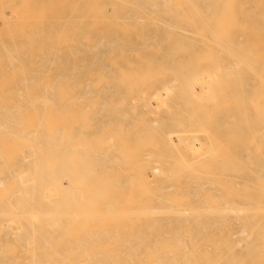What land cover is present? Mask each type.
<instances>
[{"label":"rangeland","instance_id":"374dc122","mask_svg":"<svg viewBox=\"0 0 264 264\" xmlns=\"http://www.w3.org/2000/svg\"><path fill=\"white\" fill-rule=\"evenodd\" d=\"M25 1V0H24ZM51 2H52V4H53V6H52V4L50 3V5H49V1L48 0H29V2L28 3H26L25 4V8H27L28 10L27 11H29V8L28 7H30V11H29V13L27 14V15H29V16H27V18H29L30 17V15L31 14H33L34 15V13H35V15L33 16V15H31V17L33 18V19H35V18H38V17H35V16H37V12H39L40 11V3L42 2V9L44 10H42V19L40 20L41 21V23H40V21H39V18L38 19H35V21H33L32 19H31V17H30V20L28 21L27 19L25 20L26 22H24L23 20L22 21H20L19 20V17L17 18L18 19V22H16L17 20L16 19H12V18H15V16H17V14L16 13H20V10L21 11H25V12H27L25 9H23V8H19V6H18V8H16V6H17V4L19 5V3H21V2H23V0L22 1H20V0H18V1H16V0H11V2H10V8L11 9H7V8H5L4 10H3V13H4V15H0V16H3L2 18L4 19V21H3V19H0V29H2V32H6V27H7V25L6 24H8L9 26L7 27V29L8 28H10V26L13 24L12 23V20L16 23V26L18 27V26H22V27H20V28H22L21 29V31L20 30H17V27H15V32H14V34H13V39H11L10 37H7V38H5L6 36H4L3 38H5V39H3V41L5 42V44L4 45H6V44H11V43H13V41L12 40H14L15 42H17V44L19 43L20 44V42H21V45H22V42H23V44H25V46L24 47H22V46H20L23 50H25L26 51V49H27V51L25 52V54L23 53L22 54V59H23V63H21V64H23L24 66H30V65H35L36 64V61H37V58H35L36 56H35V52L36 51H41V50H48L49 52H54L55 50H57L58 48L59 49H62V50H64V53L66 52V51H70L71 52V55H69L68 56V58L66 59L67 61H62V62H58V63H53V62H50V67H57V66H60V64H61V67L62 66H66V67H71L74 63L77 65V66H79L80 67V71H79V75H81L83 78L84 77H87V78H89V79H87L86 80V84H87V88H90V89H92L93 90V92L92 93H89V94H85L82 98H83V100L81 101V102H85L84 104H86L87 106H83V104L80 102V100H79V98H77L78 97V95L76 94V92H75V90H77V89H79V88H82L83 86V84H84V82H82V80H77V81H74V80H68V82L70 83V85H69V83L68 84H63V83H61V82H64V81H60V82H57L56 81V83H61V84H57V85H55L54 87H55V89L57 90H55L56 92H58L59 90H63L64 89V91H62V92H67V94H69V98L71 99V100H69V102L68 103H71V104H74L73 102H75L76 103V101H78L77 103H76V105L74 104L73 106H71V104H69L70 106L69 107H67L68 106V103L66 104L67 106L65 107V106H63V108H62V110H60V108H56L57 106L55 105V107H54V109L52 110V115H53V117L55 118H57V116H58V114H59V116L61 115H64V113L67 115H64L63 117H61L60 116V118L61 119H63L64 118V121L66 120L65 119V116H66V118L68 119V120H66V122L65 123H67V124H65V123H63V124H61V125H63V126H65V129L67 128V126L70 128V126H72L73 128H75V127H77L78 129H76L77 131H75V134H74V130H73V128H71V129H69L68 131H66L67 133H66V135L68 134V137L69 138H67V140H69L70 139V137L72 136V138L71 139H74V140H71V142L70 141H68V142H70V144L69 145H72V147H74L73 146V143L74 144H76V150H77V148L78 147H82L81 145L83 144H81L80 146L78 145V144H80L78 141H80L79 139H80V137H78L79 135H83V137H82V139L84 138V137H86V135H87V137L84 139L85 140V142H87V144H90L89 143V140H91V142L93 143V141H95V140H97L98 138L100 139H98L99 141H101V142H103V143H97V146L98 147H100L99 145L100 144H102L101 145V147L99 148L100 150L104 147L105 148V153L107 152L106 151V149L108 150V145L110 144V146L109 147H111L109 150L111 151L112 149L114 150V147H116V145L119 143V145H121V143L120 142H122L123 141V143H122V145L123 146H125V147H123V149L124 150H122V151H124V152H121V149H120V151L119 150H116V151H114V152H119V155H120V152H121V154L123 153L124 155V157H122L121 155V157H122V159L124 160H122L121 159V161H123V162H129L128 163V165H127V163H123V164H125L124 166L125 167H127V169L125 168V170L123 171L122 169V165L119 163L120 162V160H118V162L116 161V158L115 157H113V159L115 158V162L114 163H118L119 165H120V170L118 169V167H117V164H114L113 162H110L109 160V158L108 157H106V158H108L107 160L108 161H106V162H110V166L112 165V164H114L112 167H110L111 169V174L112 173H114V174H110L109 175V170H107V175H109V178L106 176V174H105V171L103 170V169H105V165H108L109 166V163L108 164H106V163H104L105 165H104V168H102V169H99L100 171L99 172H101V173H99L98 172V170L96 169V166H95V170H96V172H98V173H96L95 171L93 172V165L92 166H90L89 164V162L88 161H90L91 162V160H87V162L89 163L88 164V166H85V165H87V164H85V160H83L84 162H82V167L84 168V169H88V171L91 173H93V174H91L89 177H91L92 179L94 178V180L95 179H97V180H99V182L101 181V183H103V184H105L106 183V180L107 181H109V182H113L112 184L114 185V182H115V184L116 185H114V186H112V184L110 183V185H108V186H106L105 185V187H108V189H104V186H103V184H101V183H99L98 181V183L97 182H91V178H89V177H87L88 175V173H84L85 175H87L86 177L84 176V174L83 175H81L82 174V169L80 168V166H79V164L81 163V155H77V154H80L79 152H80V150H82L83 149V151L84 150H86V149H84V148H87V149H91V148H95L94 147V145L91 147V148H89V147H87V146H85V145H83V148H78V149H80V150H77V152H75V153H77L76 154V156H77V158H79V160L76 158V156H74V153H73V151L72 150H70V146H69V150L71 151V153L73 154H70V151H69V154H70V157L72 158H70L69 157V159L67 158V160L65 159V161L66 162H63L65 165H63V163H61L60 165L62 166L63 165V167L62 168H60V170L59 171H61V172H58L59 174H57L58 175V177H59V180H60V182L62 183L61 185H68V183L70 184V182L68 181V179H71L70 177H73L74 179H75V177L73 176V173L75 172V175H77V177L79 176L80 177V175H81V179H82V183L80 182L81 181V179L80 178H78V180H77V178H76V180L78 181H76V180H72V182L74 183H72L71 182V186H74V188H76V184H77V190L78 189H82L83 187H84V184L86 185H88V183H89V186H87L86 185V187H88V189H91L92 190V188H93V190H92V192L93 191H96V192H94V193H96L97 194V191L99 192V194H100V192H102L100 195L99 194H97V196H98V198H96L95 197V195L96 194H94V195H92L93 197H91V193L88 191V193H87V190L85 189L86 187H84L83 189L84 190H82V194L84 195V197L83 198H81V201L83 202V200H84V198L86 199L87 197V199L89 200V198L91 199V198H93V199H91V201L89 200V202H88V200H86L89 204H92V208L93 209H95V210H97V212H99L100 213V211L101 212H104L105 213V211H106V209H105V211L103 210H98V209H103V207H105L106 205H108V204H105V205H102L101 203V200L105 197V199L107 198L108 200L110 199L111 200V202L112 203H114L115 201H116V206H118L119 208L120 207H123V208H120V209H131L130 211H132V212H134V213H131V216H129V214H127L126 215V213H124V215H126V216H129V217H132V222H133V217L134 216H136V215H140L141 213H143V211L144 210H146V211H144L145 213L146 212H148L147 210H154L153 212L151 211V213H150V211L148 212V213H143V214H145V215H147V214H149L150 213V215L151 214H157L155 217H154V215H153V217H151V216H146V217H143V216H145V215H143V214H141V215H143V216H139V219H137V221H136V219H135V217H134V222L132 223V225H131V228L132 229H130V223L128 224V220L129 219H126L127 217H124V215H123V218H122V215H121V212L119 213V216H121V218H116V219H118L119 220V222H117L116 224H117V226H116V224L114 223V221L116 222L117 220L116 219H114V221L112 220V218H111V220H106L105 221V219H101L102 220V223L98 220L97 221V214H96V218H93L94 220H92V216H94L95 217V215H92V214H90V215H92L91 217L89 216V217H85V219H86V221L87 222H85L84 220H83V222H85V228H83V230H82V228H81V230H80V227H81V225L80 226H76V223H78V222H76V221H78L79 220V222H80V219H76L75 220V223H73V224H71V226H70V228H67L68 230L69 229H76L77 230V233L75 232L74 233V231L75 230H72V233H68V231H67V233H66V230H64L65 231V233H66V235H64V232H63V235H64V237H65V239H64V237L63 236H61L62 238H63V240L65 241H67V243L68 242H70L71 241V239H76V241H77V235H81V236H79V238H81L82 237V234L84 233V229H85V231H87V229L88 228H90V230L89 231H91L92 229H93V231L95 230V235L97 234L96 233V231L97 232H99V230L100 231H102L100 234L102 235H105L104 234V231H106L107 230V228H112V231L111 230H107V236L108 237H106V235H105V238H104V236H103V239H101V236L100 235H96V237L97 236H99V238L97 237V239L99 240H97V239H95L94 237H95V235H94V237H92V235H91V239H95V241H97V242H92V246H91V243L88 245V243H89V240H88V235H89V233H88V235L86 236V234H87V232H89V231H87L86 232V234H85V236H83L82 237V240H83V238L84 237H86L87 238V240H85L84 239V241L87 243V244H85V242H83L84 243V245H82V247H81V245H80V243L82 244V240H81V242L79 241V243H76L74 240H72L71 241V244L73 243L74 244V246H73V250H75V251H78V252H83V248L85 247H87L86 249L87 250H85V248H84V252H88V251H91V252H105V250L107 251V252H109V251H112V252H118L117 250H119V249H116V246H117V248L119 247L118 246V244L121 246V248H123V249H121L120 248V250H119V252L122 250L123 252H131V254H133V253H135V255L133 254V255H130L131 256V258L133 257V256H136V257H133V258H144L141 254H144V250H148V251H151V252H153V250H155L156 248H155V246L158 248V247H165V245H164V242L165 243H167L168 241H169V239H168V236H167V234H168V227L172 224V225H176L177 223L175 222L174 223V220H173V218H175L176 216H175V214H178L177 212L179 211H175V209L173 210V211H175V212H172V209L174 208H172L171 209V206L170 205H172V206H174V204L175 203H178L179 205L178 206H181V207H179V209H182L181 211H182V213H183V205L185 206L186 205V207L188 206V205H190L191 204V206L193 207H184V209H188L187 211H191V210H189L190 208H192L194 211L197 209H200V211H202L203 210V212L201 213V215L202 216H200L199 214L200 213H198V215H199V219H200V217H202L201 219H203V220H205L206 218V220H211V219H216V220H218V223H217V225H222V223H221V221H220V219L218 218V216L220 215V217H223V218H227V216H229L228 214H226V215H221V211H218V210H220V209H222V210H224L223 209V207L222 206H224V205H222V204H225V206L228 204L229 205V203L231 204V203H235L236 202V204H237V202L238 203H240V204H242V206H240V208H241V210L243 209V208H246V206H244V202H246L247 201V199H251V200H253V201H259V200H262L261 198L262 197H264V192H263V190H262V192L260 191V190H258L257 191V188L255 189V187H253V189L251 188L252 186L251 185H253L254 186V183L253 184H250V186L251 187H249V188H251L252 190H254V191H252L251 189H247V187L245 188V184L243 185V183L244 182H247V181H244L243 183H242V181L244 180V178L245 177H243V176H246V168L245 167H243V170L241 171V175L239 176V174H236V173H233V170H232V177H231V181L229 180V179H227V181H226V178H227V176L229 177V175L231 176V174H230V170L231 169H233V168H235L234 166H236L237 167V165L238 164H234L233 165V163L234 162H236L237 161V163H238V161L240 162V160H235V158L234 159H230V157H231V155H235V153H236V157L238 156L239 157V155L242 153V154H244V152H246L247 150L249 151V154H250V157L252 158H250L252 161H250V162H252L251 164H253L254 165V163H257V165H260V168H262L263 167V169H264V166H262L261 167V165H262V163H263V159H264V145L261 143L260 144V146L258 145V144H256V143H254V142H257V139L255 138L256 137V135H253V134H255V133H253L252 134V132H255V130L256 129H254V127H253V129L251 128L250 129V127L252 126V123L251 124H249L251 121L252 122H254V121H256V120H259V119H261V118H264V114L262 115V113H264V104H263V101H264V68L263 69H260V68H262L264 65V56L262 55V57H261V53L263 52H259L260 53V57H258V58H256V60L257 61H255V59L254 58H251V57H249L250 55H252V53H251V51H249L248 52V46L247 47H245L247 50V54L249 53V55L246 57V53L244 54V53H242L243 51H245V50H243V51H241V49H243L244 48V44H245V42H247L248 43V45H251V43L253 42L254 43V41H255V43L259 40L260 41V39H261V41L263 40V42H261V45L259 44H257V47L255 48L256 50H257V52H258V50L260 49H262V50H264V0H262V1H260V0H256V1H258V3H261L262 5H253V7H251V6H248V7H246L245 5H242L243 4V1H241V4L240 3H238V2H240V1H236V3H237V5H234V4H232V9L233 10H231L230 9V11L231 12H233L234 14V17H235V20H236V23H238V22H241V24H242V22L245 24L246 22H249V24H250V27H249V24L247 23V24H245V25H247L248 27H249V29L250 30H248V28H247V26H246V28H245V26L243 25V27H244V29L243 28H241L242 26H240V25H238V24H235L234 25V27L232 26L233 24H234V22L233 23H231L230 21H229V19L230 18H232V16L233 15H231V17L229 18L228 17V20H227V17H224L225 16V14H227L228 12H229V8L231 7L230 5H227V7H229L228 9H226L227 7L225 6V7H223V5H222V7H223V9L222 8H220L221 7V5H218V6H216V5H198L197 7L196 6H192L191 5V9L193 8L194 9V7H195V9L196 8H198V10L199 9H201L200 11H202L203 10V12L204 11H206V10H208L207 9V7L208 8H210L211 10H208L206 13L204 12L203 14H201V12L200 11H198V10H196V11H198V13H197V15H195L196 13H194V15H192L191 13L192 12H194V10L192 11V12H189L187 9H189V8H187L189 5L188 4H186V2L184 1H180V0H171V1H167V2H165L164 3V5H163V3H161V2H158L157 1V3L159 4V6L161 5V7H159V8H163L162 6H164V8L163 9H160V11L162 10V12L160 13V11H159V14L158 13H156L155 15L156 16H159V17H154V15L151 13V15L149 14V16H146L145 18H144V20H143V18H141V19H139V20H137V22H135V21H129V20H123L122 21V18L120 19V16H119V11H117L118 9L120 10V8L121 9H125V8H127V7H124V8H122L121 6L120 7H118V6H116V7H113L112 8V4L111 3H106V5L107 6H105L104 7V9H105V14H106V16H107V18H111V20L113 21V20H115V22H118V25L117 26H120L122 23H125V22H127V23H125L124 25H129L130 27H131V25H133L131 28L130 27H127V30L125 29V30H120V28L121 27H124V26H120V28H118V27H115V23H113V24H109V22H110V20L108 21V19L106 18V19H97V21L95 20V21H89V20H87V17H86V14L84 15V12L86 13V11H87V8H86V6H85V0H83V1H81V0H78V2H76L75 3V6L72 8V6L74 5V4H72V5H70V4H68L65 0L63 1L62 0V2L61 3H57V5H59V6H57L56 5V3H54V1L53 0H50ZM175 1H178V2H176L175 3ZM255 0H252V2L254 3V2H256ZM260 1V2H259ZM14 2V3H13ZM168 2H170V3H168ZM179 2H180V4H181V2H183L184 3V5L183 4H181V5H183V7H182V9L180 10V6H179ZM197 2V1H196ZM217 2H220V1H217ZM222 2V1H221ZM247 2H249V3H251V1H247ZM24 3V2H23ZM23 3H22V6H24L23 5ZM166 3H168V4H166ZM62 4V5H61ZM111 4V5H110ZM158 4H157V6H158ZM170 4V5H169ZM177 6H179V7H177ZM185 4H186V6H185ZM229 4V3H228ZM238 4H240V5H238ZM49 5V6H48ZM56 5V6H55ZM171 5H174V6H171ZM188 5V6H187ZM27 6V7H26ZM66 6V7H65ZM166 6V7H165ZM171 6V7H170ZM185 6V7H184ZM210 6V7H209ZM212 6H216V8H213ZM239 7V9L241 10V11H239L238 10V7ZM259 8H258V7ZM35 7V8H34ZM47 7V8H46ZM107 7V8H106ZM118 7V8H117ZM176 7H177V9H176ZM219 7V8H218ZM245 7H246V11H247V8H250V11L252 10V13H255V14H251V12H248L249 11V9H248V11H247V13L245 12ZM254 7H256L255 9H254ZM14 8V9H13ZM55 8H57V9H55ZM115 8H117V9H115ZM129 8V7H128ZM205 8V9H204ZM215 9L216 11H219L220 9H222V10H220V11H223V10H225L226 9V11L225 12H227V13H223L224 15L223 16H221L220 17V19H218V18H216V22H215V20H214V18L215 17H217L218 15L217 14H219V13H221V12H218L217 14H214V15H216V16H214L213 14L211 15V13L212 12H209V11H214V12H216L215 10H213V9ZM218 8V9H217ZM243 8H244V11H243ZM18 9H19V12H17L18 11ZM32 9V10H31ZM39 9V10H38ZM47 11H46V10ZM49 9V10H48ZM72 9V10H71ZM108 9V10H107ZM166 11H165V10ZM167 9H168V11H167ZM263 9V10H262ZM60 10V11H59ZM69 10V11H68ZM80 10V11H79ZM110 10H114V11H116V12H114V13H116V14H113L114 16H119L118 18H114L113 19V15H112V13L113 12H111ZM163 10L165 11V13L163 12ZM170 10V11H169ZM185 11V13L188 15V16H186L185 15V13H184V11ZM235 10V11H234ZM33 11H35V12H33ZM49 11V12H48ZM79 11V12H78ZM107 11V12H106ZM239 11V12H238ZM25 12L23 13V14H25ZM33 12V13H32ZM60 12H61V14H60ZM83 13V14H81V15H79L80 13ZM110 12H111V14H110ZM168 12H170V13H168ZM244 12H245V14H244ZM2 13V14H3ZM44 13V14H43ZM70 13V14H69ZM153 13H155V12H153ZM181 13H182V17H181ZM239 15H238V14ZM241 13V14H240ZM258 13H260V14H258ZM6 14V15H5ZM23 14L21 15V14H18V16L19 15H21V17L23 16ZM48 14H50V16L48 15ZM175 14V15H174ZM179 14V15H178ZM210 14V15H209ZM237 14V15H236ZM244 14V16H241V15H243ZM250 14V16L252 17L253 15V19L250 17V16H248ZM263 16H262V15ZM53 15V16H52ZM63 15V16H62ZM112 17H111V16ZM177 15V16H176ZM190 15L192 16V17H190ZM228 15V14H227ZM230 15V14H229ZM228 15V16H229ZM258 15V16H257ZM261 15V16H260ZM8 16V17H7ZM51 16L54 18L55 16V20L53 19V18H51ZM67 16V17H66ZM79 16H80V18H79ZM83 16L85 17V18H83ZM170 16H172L171 18H170ZM204 16V17H203ZM257 16V17H256ZM8 18V19H6V24L4 25V24H2V23H5V18ZM35 17V18H34ZM58 17V18H57ZM63 19H62V18ZM72 17H74L73 19H72ZM75 17H76V19H75ZM263 17V18H262ZM1 18V17H0ZM9 18H11V19H9ZM23 19H25L26 18V15H24L23 17H22ZM46 18H47V20H46ZM60 18V19H59ZM67 18V19H66ZM82 18V19H81ZM161 18H163L162 20H160ZM167 18H169L168 20H167ZM175 18V19H174ZM51 19H52V21H51ZM56 19H59V21H56ZM62 19V20H61ZM64 19H65V22H64V24H63V21H64ZM81 19V20H80ZM117 19V20H116ZM148 19V20H147ZM151 19H155V20H153V22L151 23V21L150 20ZM184 19H185V21H184ZM189 19L191 20V22L189 21ZM210 19V20H209ZM217 19H218V23H217ZM246 19H247V21H246ZM250 19V20H249ZM263 19V22L261 21ZM16 20V21H15ZM67 20V21H66ZM100 20H102V24H100L101 23V21ZM105 20H106V22H105ZM119 20V21H118ZM147 20V21H146ZM165 20H166V22L168 23V22H170V21H173V24L172 25H174V27L172 28V30H171V28L170 27H167V25H169V24H171V23H165ZM243 20H245V22L243 21ZM3 21V22H2ZM37 21H39V22H37ZM50 21H51V26L49 25V23H50ZM70 21V22H69ZM76 21V22H75ZM80 21V22H79ZM108 21V22H107ZM140 21V23L138 24V22ZM157 21H158V23H157ZM162 21H163V23H165V24H167L166 26H164V25H162L161 23H162ZM201 21H203V22H201ZM206 22V24H205V22ZM209 21V22H208ZM222 23H221V22ZM226 21V22H225ZM228 21H229V23H228ZM238 21V22H237ZM253 21H255V23L253 24ZM2 22V23H1ZM9 22V23H8ZM24 23V24H22V23ZM28 22L31 24H29V25H26V24H28ZM78 22H79V24H78ZM105 22V23H104ZM120 22H122L121 24H120ZM161 22V23H160ZM201 22V23H200ZM214 22L216 23V24H214ZM221 24H220V23ZM37 23V24H36ZM41 24V26H40V24ZM59 23V24H58ZM60 23L61 24H63V25H60ZM92 23V24H91ZM95 23V25H93ZM155 23H157V24H155ZM180 23H182V24H184V26L181 24L180 25ZM227 23V25H225ZM39 24V25H38ZM108 24V25H107ZM117 24V23H116ZM188 24V25H187ZM195 25V27L193 26V25ZM214 24V26L216 27H218V30H220V32L222 33V34H225V32H226V28H227V30H228V32H227V35L228 34H230V35H228V36H231V35H233V36H231L232 38H234L233 40L234 41H236V39L238 38L237 36H239V35H241V36H239V38H241L240 40H239V38L237 39V41H236V43L233 41V40H230V38H229V42H231V43H234V44H238V42H239V44L238 45H240V43L241 42H243V43H241V46H243L241 49H240V51L239 50H237V53H236V50L234 51L233 49H234V47H237V46H234V45H232L231 44V46L230 45H226V43H229L228 42V39L226 40H224L223 38H224V36L223 35H221V33H219V31L217 30V28H216V32H213V31H215V29H214V26H212V25ZM223 24V25H222ZM230 24H232V25H230ZM251 24L253 25V28H256V29H258L256 32H259L258 34L255 32V31H253V32H255V34L253 35V33H252V30H253V28L251 29ZM256 24V25H255ZM260 24V25H259ZM25 25V26H24ZM72 25V26H71ZM76 25H78V26H76ZM89 25V26H88ZM110 25V26H109ZM136 25V26H135ZM141 25V26H140ZM160 25V26H159ZM172 25H171V27H172ZM177 27H176V26ZM201 25V26H200ZM203 25H205V26H203ZM207 25H208V27H207ZM221 25V26H220ZM228 25H230V27H232L230 30L228 29L229 28V26ZM236 25H238V26H236ZM258 25V26H257ZM2 26V27H1ZM27 26H31V38H24L26 35L24 34V31H26V30H28V28H25V27H27ZM34 26H36V27H34ZM71 26V27H70ZM91 26V27H90ZM145 26V27H144ZM156 26H157V28H156ZM187 27L188 29H187V31L189 30V31H191V32H194V33H196V35L195 34H190V33H186L187 31L185 30V28L184 27ZM227 26V27H226ZM257 26V27H256ZM262 26V27H261ZM40 27V28H39ZM69 27V28H68ZM74 27H75V29H74ZM77 27V28H76ZM79 27V28H78ZM88 27L91 29V31H88ZM108 27V28H107ZM160 27V28H159ZM169 28V32H168V29L167 28ZM179 27H180V29H179ZM184 28V29H182L183 31H186V32H182L181 31V28ZM201 27H203L202 29H201ZM221 27H223V28H221ZM37 28V30L35 31V29ZM49 28V29H48ZM107 28V30H114V29H117L118 31H120V32H123V34L125 35V36H127V35H129L130 37V39L129 40H127L126 42H128V41H130V40H133V41H130V42H128V43H126V42H124L125 40H126V38L124 39V41H123V47H121L120 49V51L118 50L119 48H117V49H115V48H112V49H110V50H106L107 51V55L105 56H103V58L106 60V64H103V65H99L98 63H95L94 65H92L91 67H85L87 64V62L85 63L84 62V59L83 58H85L86 60H87V57H88V55H89V52H87V51H84V49H83V51H82V45L81 44H78V40H81L82 38L83 39H85L84 41L86 42V41H89V42H93V41H95L96 40V38L94 37V36H92V38H91V36H88L89 34H92L93 35V33L95 34H99L100 33V31H101V33H102V31L104 30V29H106ZM165 28V29H164ZM175 28V29H174ZM178 28V29H177ZM211 28V29H210ZM262 28V30H260V29ZM58 29H61L62 30V33L64 34L65 32V35H60L61 34V31L58 33ZM72 30L73 31V34H72V32L71 31H68L69 33H67V30ZM96 29V30H95ZM99 29V30H98ZM102 29V30H101ZM122 29V28H121ZM194 29L195 30H199V32H198V30H197V32L196 31H194ZM222 29V30H221ZM246 29V30H245ZM40 30H42L43 32H41ZM47 30V31H46ZM75 30V31H74ZM92 30H95V31H93L92 32ZM149 30V31H148ZM210 30H212V31H210ZM224 30H225V32H224ZM242 30L244 31V32H242ZM20 31V32H19ZM151 31H154L153 33L151 32ZM188 31V32H189ZM210 31V32H209ZM39 32H41V33H39ZM48 32V33H47ZM55 32H57V34H59L58 36L56 35V33ZM76 32V33H75ZM90 32V33H89ZM139 33V35L138 36H134V33ZM153 34V35H155V37L151 34V33ZM167 33V35L169 36H167L166 35V37L167 38H165V34L164 33ZM172 32V33H171ZM234 32V33H233ZM236 32H238V34L236 33ZM240 32V33H239ZM263 32V33H262ZM20 33V34H19ZM35 33H38L37 35L38 36H35L34 35V37H33V34H35ZM51 33V34H50ZM86 33H87V38L85 37V35H86ZM128 33V34H127ZM156 33V34H155ZM171 33V35H169ZM177 33H179V34H177ZM198 33V34H197ZM243 33V34H242ZM54 34H55V37H54ZM185 34V35H184ZM220 34V35H219ZM246 35L245 37H242L243 35ZM16 35V36H15ZM18 35L21 37V38H19L18 37ZM22 35V36H21ZM40 35L41 36H46L45 38H43V37H40ZM48 35H49V37L51 38V40L48 38ZM51 35V36H50ZM74 35H76V36H78V39H76V41H74L73 40V36ZM132 35V36H131ZM142 35V36H141ZM182 35V36H181ZM194 35H195V37H194ZM201 35H202V37H201ZM253 35V36H252ZM257 35V36H256ZM56 36L58 37L57 38V43H56ZM61 36H62V39H60L61 38ZM65 36V37H64ZM66 36H67V38H66ZM162 36H164V37H162ZM217 36V37H216ZM221 36V37H220ZM18 37V38H17ZM70 37L72 38V39H70ZM128 37V36H127ZM189 37V38H188ZM205 37V38H204ZM227 37V36H226ZM258 37H259V39H258ZM260 37H262V38H260ZM48 38V39H47ZM63 38H65L66 39V41L63 39ZM162 38H165V39H162ZM179 38V39H178ZM216 38H218V39H216ZM252 38V39H251ZM29 39H31V40H29ZM40 39H41V41L42 42H40ZM46 39V40H45ZM59 39L60 40H64L65 42H66V44H65V42L63 41V44H61V43H59V42H61V41H59ZM82 39V40H83ZM162 39V40H161ZM209 39V40H208ZM216 39V40H215ZM256 39V40H255ZM258 39V40H257ZM34 40H35V42H34ZM67 40H70V41H67ZM71 40H73L72 42H71ZM147 40V41H146ZM159 40H161L162 41V43L160 44V42H159ZM164 40V41H163ZM192 40V41H191ZM242 40H244V41H242ZM149 41V42H148ZM221 41V42H220ZM222 41H223V43H222ZM225 41H227L226 43H225ZM251 41V42H250ZM259 41H258V43H259ZM28 42H30V43H28ZM34 42V43H33ZM50 42H51V44H50ZM53 42V43H52ZM75 42V43H74ZM158 42H159V44H158ZM173 42V43H172ZM217 42V43H216ZM220 42V43H219ZM39 43H41V45H42V47H41V45L39 44ZM45 43V44H44ZM68 43V44H67ZM145 43V47L146 48H148V49H145V51L143 52L142 50H141V48H143L144 47V45L142 46V44H144ZM150 43V44H149ZM213 43V44H212ZM225 43V44H224ZM253 43H252V45H253ZM263 43V44H262ZM26 44H28V45H26ZM37 44V45H36ZM60 44V45H59ZM78 44V45H77ZM133 44V45H132ZM140 44V45H139ZM230 44V43H229ZM138 45V46H137ZM148 45H150L151 46V48H149L148 47ZM155 45H158L157 47L155 46ZM180 45V46H179ZM210 45V46H209ZM222 45L223 46H226V47H223V48H219V47H222ZM66 46H68V48H66ZM71 46H73V47H71ZM140 46V47H139ZM230 46V47H229ZM254 46H256V45H254ZM254 46H253V49H251V50H253L252 52H253V56H254V54L256 53L255 52V49H254ZM261 46H263V48L260 47ZM2 47V46H1ZM19 47V48H20ZM28 47H30V48H28ZM41 47V48H40ZM50 47H52V48H54V50L53 49H51ZM65 47V48H64ZM159 47H161V48H159ZM210 47V48H209ZM232 47V48H231ZM240 46H238L237 48H239ZM259 47V48H258ZM20 48V49H21ZM50 48V49H49ZM153 48V49H152ZM169 50H167V49ZM179 48L181 49V50H179ZM210 49V51H209V49ZM211 48H213V50L211 49ZM217 48V49H216ZM227 48H229V49H227ZM244 48V49H245ZM249 48H252V46L251 47H249ZM21 49V50H22ZM41 49V50H40ZM113 49H115V50H113ZM126 49V50H125ZM136 49L138 50V52L136 51ZM144 49V48H143ZM154 49H155V51H154ZM159 49V50H158ZM174 49V50H173ZM208 49V50H207ZM32 50V51H31ZM78 52H77V51ZM122 50H124V51H122ZM132 50H135L136 52H137V54H135V53H133V52H130V51H132ZM158 50V52H156ZM217 50V51H216ZM222 52H220V51ZM226 50H227V52H226ZM259 50V51H260ZM29 51H31V52H29ZM76 51V52H75ZM81 51V52H80ZM101 51H102V49H101ZM128 51V52H127ZM203 51V52H202ZM207 51H209L208 53H207ZM234 52L233 54V58H235V59H232L235 63H236V60H239V61H241V62H239V65H237V66H240V67H238L237 68V66L236 67H233V65H231V63L233 62L232 60H231V58H232V52ZM83 52V53H82ZM85 52V53H84ZM111 54H110V53ZM122 53V55H121V53ZM143 52V53H142ZM229 52V53H228ZM255 52V53H254ZM76 53V54H75ZM129 53H130V55H129ZM211 53V54H210ZM215 53H216V55H215ZM227 53V54H226ZM231 53V54H230ZM30 55V57H29V55ZM135 54V55H134ZM140 54V55H139ZM143 54V55H142ZM229 54H230V57H229ZM238 54V55H237ZM244 54V55H243ZM257 54V53H256ZM264 54V53H263ZM136 55L138 56L137 58H136ZM188 55V56H187ZM34 57V59H33V57ZM110 56V57H109ZM141 56L143 57V59H141ZM183 56H184V58H183ZM187 56V57H186ZM212 56H214L216 59H214V57H212ZM239 57V58H237V57ZM111 58L112 60L110 61L109 60V58ZM112 57H114V58H112ZM121 57L123 58V59H127V62L129 61L130 63L132 62V65L130 66L128 63H126V60H122L121 59ZM125 57V58H124ZM139 57H140V59H139ZM180 57V58H179ZM245 57H246V59H245ZM256 57H257V55H256ZM135 58V60H133ZM210 58V59H209ZM212 58V59H211ZM251 58V59H250ZM138 59V60H137ZM174 59V60H173ZM179 59V60H178ZM260 59V60H259ZM263 59V60H262ZM110 61L109 63L111 64V67L114 69H112V74L114 73V75H113V77L114 78H118V77H120L122 74H120L121 72V70H119V69H121V66H122V68H123V70H124V68L126 69L125 71H127L128 69L131 71V68H133V70H134V72L135 71H137V72H139V70H140V72L139 73H137V72H135L137 75H138V78H140L141 77V79L140 80H138V79H135V78H132V80L133 79H135V80H137V81H135V82H137V83H135V85H134V87H130L131 88V90H133V91H129L128 89V86H127V83H126V81H128V84H130L129 82H131L132 80H130V75H128V77L129 78H126L127 77V72L129 73L130 71H127L126 72V74H125V79H128V80H125L124 79V77H120L119 78V80H118V82H117V80L115 81V80H111V78L113 79V77H112V74H110V72H109V70H107V67L106 66H108L107 65V61ZM120 60L121 61H123V62H120ZM173 60V61H172ZM197 62H196V61ZM212 60V61H211ZM246 60H249V61H247V62H249V64L246 62ZM261 61V63L259 62V61ZM82 61V62H81ZM112 61H114V62H112ZM149 61V62H148ZM171 61V62H170ZM178 61V62H177ZM195 61V62H194ZM243 61H244V63H243ZM31 64H30V63ZM67 62V63H66ZM80 62V63H79ZM170 62V63H169ZM185 62V63H184ZM211 62H213V63H211ZM215 62L217 63V64H215ZM222 62V63H221ZM231 62V63H230ZM238 62V61H237ZM245 62H246V65H245ZM30 65H29V64ZM113 63H114V65H113ZM133 63H136L135 64V66H134V64ZM139 63V64H138ZM226 63H228L227 65L229 66V69H227V65H226ZM241 63V64H240ZM263 63V64H262ZM17 64V63H16ZM117 64V65H116ZM127 64V65H126ZM137 64H138V66H137ZM185 64V65H184ZM188 64V65H187ZM198 64V65H197ZM233 64V63H232ZM104 65H105V67H104ZM126 65V66H125ZM148 65V66H147ZM158 65V66H157ZM197 65V66H196ZM226 65V66H225ZM236 65V64H235ZM234 65V66H235ZM250 65V66H249ZM261 65H263V66H261ZM99 66V67H98ZM146 66H147V69H148V71H147V69L145 70V68H146ZM185 68H184V67ZM230 66H231V68H237L236 70H238V73H240L239 75L238 74H236L237 73V71H236V73H234V69H231L230 68ZM248 66L249 67H252V69L250 70H248ZM255 66V67H254ZM101 67V68H100ZM119 67V68H118ZM139 67H140V69H139ZM195 67V68H194ZM219 67V69H217ZM259 67V68H258ZM105 68V69H104ZM118 68V69H117ZM164 68V69H163ZM187 68V69H186ZM101 69H102V71H101ZM118 70V73H116L117 72V70ZM175 71H174V70ZM203 69V70H202ZM221 69V70H220ZM255 69V70H254ZM260 69V70H259ZM97 70V72H95ZM142 70H143V72H142ZM153 70V71H152ZM187 70V71H186ZM189 70V71H188ZM193 70V71H192ZM232 70H234L233 72H232ZM108 71V72H107ZM124 71V72H125ZM183 71H185V72H183ZM218 71H219V73H218ZM253 71H255V73L253 72ZM133 74H134V72L133 71H131ZM150 72V73H149ZM189 72V73H188ZM197 72V73H196ZM203 72V73H202ZM221 72V73H220ZM224 74H223V73ZM234 75V77H233V75L231 74V73ZM251 72V73H250ZM254 73V75H253V73ZM96 73V74H95ZM99 73H101V75H103V78L100 76V74ZM107 73V74H106ZM131 73V74H132ZM147 73V74H146ZM198 73H199V75H198ZM205 73V74H204ZM209 73V74H208ZM225 73L226 74H231L230 76L231 77H233V79H236V81L234 80V82L236 83H232V82H230L229 80L231 79V77H230V79H224V78H226V76L227 75H225ZM258 73V74H257ZM124 74V73H123ZM132 74V75H133ZM144 74V77H147L146 78V80L144 81L143 80V75ZM200 74H202V75H200ZM211 74V75H210ZM222 74H223V78H221L222 77ZM221 75V77H218V76H220ZM256 75V76H255ZM259 75V76H258ZM99 76V77H98ZM124 76V75H123ZM134 76H136L135 74H134ZM198 76V77H197ZM214 76H215V78H214ZM225 76V77H224ZM105 77H106V79H105ZM172 77H174V78H172ZM185 77V78H184ZM193 77H194V79H193ZM209 77H210V80H209ZM236 77V78H235ZM239 77V80L237 79ZM254 79H253V78ZM97 78H101V79H97ZM169 78V79H168ZM199 78V79H198ZM201 78V79H200ZM213 80H212V79ZM219 78V79H218ZM221 78V79H220ZM229 78V77H228ZM120 79H122L123 80V82H119V81H122V80H120ZM145 79V78H144ZM172 79H174L173 80V82H172V85H171V87H172V90L169 92V90H168V92L169 93H167L166 94V96L164 95L165 94V91H164V93H163V97L161 98L160 96H158V94H156V93H154V90L156 89V90H160L161 89V87H159V88H157V86H160V84H162V83H160V82H165L166 80L168 81V80H172ZM185 79V80H184ZM202 79H203V81H202ZM216 79H217V82H216ZM223 79H224V81H223ZM100 80V81H99ZM103 80V81H102ZM106 81V83H108V82H110V83H108V87H107V85H105V81ZM130 80V81H129ZM162 80V81H161ZM191 80V81H190ZM198 83V84H196L195 83V81ZM199 80V81H198ZM204 80H206V81H204ZM218 80H222L221 82L220 81H218ZM226 80H227V82H226ZM252 80V81H251ZM96 81V82H95ZM138 81H141L140 83L138 82ZM166 81V82H167ZM193 81H194V83H193ZM213 81V82H212ZM239 81H240V83H239ZM256 81V82H255ZM263 81V82H262ZM7 82V81H6ZM78 82H79V85H78ZM91 82H92V84H91ZM97 82H99V84L97 83ZM115 82H117V83H115ZM203 83V85L201 84V83ZM207 82V83H206ZM209 82V83H208ZM217 84H219V86H217L216 88H215V86H216V83ZM219 82V83H218ZM231 84H230V83ZM77 83V84H76ZM96 83V84H95ZM121 83V84H120ZM123 83H125V85L123 84ZM139 83V86L137 85V87H135L136 86V84H138ZM186 83V85L188 86V84H189V86L187 87L186 85H184ZM212 83V84H211ZM243 83V84H242ZM71 84H73V85H71ZM131 84H133V81L131 82ZM130 84V85H131ZM210 84V85H209ZM233 84H235L236 85V87H234V85ZM239 84V85H238ZM60 86L59 88L57 87V86ZM62 85V86H61ZM92 85V86H91ZM124 85V86H123ZM230 85V86H229ZM233 85V87H231ZM89 86V87H88ZM116 86H118V87H116ZM211 86V87H210ZM230 88H229V87ZM124 87V88H123ZM187 87V88H186ZM213 87V88H212ZM220 89H219V88ZM68 88V89H67ZM72 88V91L71 90H69V89H71ZM136 88V89H135ZM218 88V89H217ZM223 88V89H222ZM232 88H234V91L232 90ZM236 88V89H235ZM95 89V90H94ZM105 89H112V92H114V93H109L110 94V96H109V94H108V96H106V95H104L103 93H105L106 91H105ZM139 89V90H138ZM188 89V90H187ZM204 89V90H203ZM123 90H124V93H123ZM138 90V91H137ZM162 90V89H161ZM190 90V91H189ZM213 90V91H212ZM216 90V91H215ZM218 90L220 91V92H218ZM231 92H230V91ZM70 93H69V92ZM100 91V92H99ZM137 93H136V92ZM144 91H145V93H144ZM239 93V95H238V93ZM140 92V93H139ZM144 94H143V93ZM162 92H163V90H162ZM191 92V93H190ZM209 92V93H208ZM213 92V93H212ZM229 92L230 93H232L231 95L229 94ZM236 92V94H237V96H235L234 95V93ZM243 92V93H242ZM250 92V93H249ZM253 92V93H252ZM259 92H260V94H259ZM123 93V94H122ZM188 93H190V95L188 94ZM193 93V94H192ZM215 93V94H214ZM262 93V94H261ZM103 94V95H102ZM113 94V95H112ZM131 94V95H130ZM137 94V95H136ZM143 95V98H145L144 100L142 99V95ZM154 94V95H153ZM188 94V95H187ZM193 95V97H192V95ZM211 94H213L214 95V97H213V95H211ZM220 96H219V95ZM222 94H224V95H222ZM95 95L97 96V98H95V100L94 99H92V100H90V97L92 96H94L95 97ZM112 95V96H111ZM124 95V96H123ZM137 96V98H136V96ZM195 95V96H194ZM257 95V96H256ZM88 96V97H87ZM123 96V97H122ZM148 96V97H147ZM186 96V97H185ZM191 96V97H190ZM238 96H240V97H238ZM77 98V100H76V98ZM80 97V96H79ZM93 97V98H94ZM100 97V98H99ZM104 97H105V99H106V102H103V104H102V99L101 98H103L104 99ZM107 97H108V100H107ZM111 97V98H110ZM121 97V98H120ZM149 97H151V98H149ZM190 97V98H189ZM238 97V98H237ZM242 97V98H241ZM252 99H251V98ZM262 99H260V98ZM75 98V99H74ZM89 98V99H88ZM131 98H134V99H137L138 100V102H137V100H134V99H131ZM141 98V99H140ZM149 98V99H148ZM194 98V99H193ZM234 98H237V99H234ZM259 98V99H258ZM84 99H86V100H84ZM87 99H88V101H87ZM97 99V100H96ZM104 99V100H105ZM111 99V100H110ZM140 99V100H139ZM186 99V100H185ZM189 99V100H188ZM193 99V101L191 102V100ZM242 99V100H241ZM250 99V100H249ZM90 100V101H89ZM93 100H94V102H93ZM119 100L121 101L122 100V102H119ZM132 100V101H131ZM146 100H150V104H152V105H150L149 103H147V101ZM243 101V102H241V101ZM254 100H255V102H254ZM112 101V103H110ZM258 101V102H257ZM137 102V103H136ZM185 102V103H184ZM186 102H188V103H186ZM233 102V103H232ZM56 104H57V102H55ZM90 103L92 104V106L90 107ZM93 103L95 104V105H93ZM100 103H101V105H104V109L101 107V105H100ZM116 105H115V104ZM138 103H139V105L141 106H139L138 107ZM261 103V104H260ZM106 104V105H105ZM118 104H120V105H118ZM125 104V105H124ZM135 104V105H134ZM198 104V105H197ZM256 104V105H255ZM80 105V106H79ZM144 105H146V106H144ZM177 105V106H176ZM243 105H244V107H243ZM263 105V106H262ZM78 106H79V108H78ZM112 106H114L115 108H117V109H115L113 112H112ZM117 106V107H116ZM133 106V108H134V111H133V108H132V110L130 111V108ZM144 106V107H143ZM179 106V107H178ZM89 107H90V110H89ZM102 109H101V108ZM107 107V108H106ZM121 107V108H120ZM154 107H156V108H154ZM67 109V110H69L68 112H66V111H64L63 109ZM84 108H87V109H84ZM99 108L101 109V110H99ZM118 108H119V110H118ZM258 108V109H257ZM263 108V109H262ZM59 109V110H58ZM74 109H75V112L74 113H77V114H74L73 113V111H74ZM106 109V110H105ZM141 109H142V112H141ZM254 109V110H253ZM257 109V110H256ZM261 109V110H260ZM56 110H58L57 112H56ZM70 110H71V113H70ZM83 110V111H82ZM87 110H88V113H86L87 112ZM246 110V111H245ZM28 111L30 112V109L28 108V109H26L25 110V112H27L28 113ZM62 111H64V113L62 114V113H60V112H62ZM86 111V112H85ZM90 111V112H89ZM98 111H99V113H98ZM109 111L112 113H110L109 114ZM124 111L126 112L125 114L126 115H124ZM132 111H133V114H132ZM259 111H261L262 113H260ZM57 114H56V113ZM78 112H82L81 114H79ZM97 112V114H95ZM106 112V113H105ZM119 113V114H117V113ZM140 114H139V113ZM260 114H258V113ZM67 113H69V115L67 114ZM86 113V114H85ZM92 113H94L95 114V116H93L92 115ZM116 113V114H115ZM247 113V114H246ZM55 114L57 115V116H55ZM82 114H84V115H82ZM88 114V115H87ZM123 115V116H125L124 118L123 117H121V115ZM128 114V115H127ZM138 114V116H140L141 115V117H138V116H136ZM227 114H229V117H227L228 115ZM80 116L81 115V117H80V120L78 119V117L77 116ZM91 115H92V117H94V118H92L91 117ZM103 115H105V117H102ZM246 115V119L244 118V116ZM259 116V118H258V116ZM59 116H58V118H57V120L59 119ZM72 117L71 119H72V121H75L74 122V124H72L73 122L70 120V118L69 117ZM84 116V117H83ZM115 118L116 120H114V119H112V120H114V123H110V124H108L109 122H110V120H111V118ZM113 116V117H112ZM135 116H136V119H138V120H136L135 119ZM187 116H188V118H187ZM256 116V117H255ZM53 117H52V121H53ZM86 117H88V120H92V122L91 121H88L87 119H85ZM102 117V118H101ZM110 119H109V118ZM127 117V118H126ZM134 118V120H133V123H132V121H129L130 120V118ZM138 117V118H137ZM227 117V118H226ZM248 117V118H247ZM56 118L54 119V121L53 122H56L57 124H58V122L57 121H55L56 120ZM98 118H101L102 120H101V122H99V123H97L96 121H100V119L98 120ZM107 120H106V119ZM142 118V119H141ZM230 118V119H229ZM254 118V119H253ZM255 118H256V120H255ZM75 119V120H74ZM97 119V120H96ZM245 119V120H244ZM85 120H87V121H85ZM105 120H106V122H108L107 124H105ZM112 120H111V122H112ZM119 120V123H118V125L121 123V128H122V130L120 129V126H118L119 127V129H120V132H118L117 131V129H116V127H115V124H117L116 123V121H118ZM123 120V121H122ZM141 120H143L142 122H141ZM145 120H146V122H145ZM152 120H154L153 121V123H152ZM63 121V122H64ZM69 121V122H68ZM77 121V122H76ZM79 121H81V123L79 122ZM83 121H85V125H83ZM122 121V122H121ZM151 121V122H150ZM247 121V122H246ZM72 122V123H71ZM79 122V123H78ZM104 124H103V123ZM130 122L132 123V124H130ZM140 123V124H138V123ZM147 122H149V124L147 123ZM159 122V123H158ZM55 123V124H56ZM70 124V126H69V124ZM89 124V127H90V129H91V135H89L88 136V134L90 133V129L89 128H86L87 127V125ZM96 123H97V125H96ZM103 124V125H101V127L102 126H105L106 128H104V129H106V130H103V127H102V130H100V131H98V129L97 128H99L98 127V124ZM141 123L142 124H144L145 126H143V125H141ZM150 123H152L154 126H153V130L155 129V131L157 132V134H155L154 132H153V130H151L150 131V128L152 129V127H150L149 128V126L148 125H151ZM163 123V124H162ZM227 123V124H226ZM247 123V124H246ZM54 124V127H55V129L57 128V124L55 125ZM65 124V125H64ZM78 126H77V125ZM92 124V125H91ZM112 124V125H111ZM124 124H129V125H127L126 126V128L124 127ZM135 124H137V126L136 127H133V126H135ZM181 124V125H180ZM75 125V126H74ZM82 125H83V129H81V127H82ZM109 127H108V126ZM114 125V126H113ZM123 125V126H122ZM251 125V126H250ZM92 126V127H91ZM157 126V127H156ZM159 126V127H158ZM93 127H96V130H95V128L94 129H92ZM130 127V128H129ZM80 128V129H79ZM124 128H125V130H124ZM134 128V129H133ZM158 128H160L161 129V131L158 129ZM190 128V129H189ZM101 129V128H100ZM111 129V130H110ZM118 129V130H119ZM145 129H147V130H149V132L147 133V131H145ZM86 130V131H85ZM96 131L94 134H92V132H94V131ZM108 130H109V132H108ZM113 130V131H112ZM128 130V131H127ZM131 130V131H130ZM143 130V131H142ZM249 130V131H248ZM252 130V131H251ZM69 131H71V132H73V134H71V132H69ZM84 131V132H83ZM100 132V133H98V132ZM102 131V132H101ZM124 131V132H123ZM134 131H136V133H135V135H134ZM139 131L141 132V134H138L139 133ZM81 132V133H80ZM110 132H112V133H110ZM127 132H129V133H127ZM138 132V133H137ZM145 132H146V135H143V134H145ZM153 132V133H152ZM171 132V133H170ZM173 132V133H172ZM175 132V133H174ZM181 132V133H180ZM251 132V133H250ZM70 133V134H69ZM79 133V135H77V134ZM97 133V136L95 135ZM102 133V134H101ZM123 133H125V135L123 134ZM127 133V134H126ZM163 133H165V134H167V133H170L172 136V138L171 139H169V138H167ZM251 135H250V134ZM118 134H119V137H118ZM151 134V135H150ZM175 134H177V135H179L178 137H180V138H178L177 136H175ZM76 137H78V141H76V142H78V143H76L75 142V136ZM85 135V136H84ZM101 135H103V136H101ZM136 135H138V138L140 137V136H143V138L142 137H140L141 138V140H145L144 138L146 137V139L149 141L147 144L149 145V146H147V144L144 142V141H141L140 139V143L141 142H144L143 144H140L137 140H135L136 138H137V136ZM151 136V138H153V139H150L149 140V137H147V136ZM163 137H162V136ZM105 136H106V139H105ZM113 136H116L115 138L116 139H114L113 140ZM153 136V137H152ZM156 136H158V137H156ZM160 136V137H159ZM251 136V137H250ZM255 136V137H254ZM259 135H257V137H258ZM89 137V138H88ZM107 137H109V139H107ZM110 137H111V139H110ZM123 137V138H122ZM252 137L254 138V140L252 139ZM91 138V139H90ZM119 138H121V139H123L122 141L119 139ZM163 138H165V139H163ZM192 138V139H191ZM89 139V140H88ZM92 139H94L93 141H92ZM105 141H104V140ZM132 139L134 140V141H132ZM155 139V140H154ZM172 140L173 142H175V145H174V143L171 145L173 148H176L177 149V151L178 152H176L171 146H168V145H170L169 144V142L167 143L166 142V140ZM77 140V139H76ZM97 140V141H98ZM110 140V141H109ZM146 140V141H147ZM151 140H153V142H151ZM164 140V141H163ZM72 141H74L73 143H72ZM114 141V142H113ZM127 141V142H126ZM130 141H132L133 142V144H132V142H130ZM135 141H137L136 143H138V144H134V142ZM158 141V142H157ZM177 141V142H176ZM181 141V142H180ZM192 141H193V143H192ZM83 142V141H82ZM104 142L105 143H109L108 145L107 144H104ZM117 142V143H116ZM156 142V143H155ZM179 142V143H178ZM112 143L114 144V145H112ZM154 143V144H153ZM189 143V144H188ZM191 143H192V145H191ZM195 143V144H194ZM140 144V145H139ZM166 144V145H165ZM90 145H92V144H90ZM106 145H107V148H106ZM122 145L120 146V148L122 147ZM137 145V146H136ZM139 145V146H138ZM144 145H146V147L144 146ZM193 145H195V146H193ZM254 145V146H253ZM257 145H258V147H257ZM95 146H96V143H95ZM96 146V148L98 149V147ZM118 146V145H117ZM162 146V147H161ZM164 146V147H163ZM167 146H168V148H167ZM174 146H176V147H174ZM190 146V147H189ZM193 146V147H192ZM248 146V147H247ZM255 146L257 147V148H259V151H258V149L257 148H255ZM113 147V148H112ZM255 148V152L253 151V149L252 148ZM95 148V149H96ZM136 148V149H135ZM166 148V149H165ZM192 148V149H191ZM194 148V149H193ZM196 148V149H195ZM239 148V149H238ZM246 148H249V149H246ZM72 149V148H71ZM74 149V148H73ZM96 149V151H94V155H91V152L89 151V153H90V155H91V157L92 156H94L95 157V152H97V153H100L101 154V152L103 151V150H101L100 152H99V150H97ZM140 149L141 150H143V151H140ZM149 149V150H148ZM171 149V150H170ZM189 149V150H188ZM246 151H245V150ZM92 150V149H91ZM108 150V151H109ZM112 150V151H113ZM144 150H145V153H144ZM243 150V151H242ZM103 151V152H104ZM248 151H247V153H248ZM254 153H253V152ZM87 152H88V150H87ZM86 152V153H87ZM146 152H149V153H146ZM151 152H153L154 153V156H156V154L155 153H157V155H160V154H162L161 156H164V157H160V156H158L157 158L156 157H153V155H152V153ZM160 154H159V153ZM251 152V153H250ZM6 153H8V151L6 152ZM109 154H110V152H108ZM117 153H113V154H116V156H117ZM140 153V154H139ZM170 155H169V154ZM180 153H181V155H180ZM258 153V154H257ZM68 154V155H69ZM100 154H97V158L100 156ZM104 154V153H103ZM113 154H111V156L113 155ZM136 154V155H135ZM137 154H139V157H137L138 155ZM149 156V155H152V158L150 159L149 157L148 158H146L147 156ZM175 154H179V156H182V157H180V158H176L174 155ZM207 154H209V155H207ZM231 154V155H230ZM241 154V155H242ZM255 154V155H254ZM260 154H263L262 156L260 155ZM146 156V157H143V156ZM215 155V156H214ZM223 155V156H222ZM230 155V156H229ZM233 155V156H234ZM240 155V156H241ZM245 155V154H244ZM244 155H242L241 157H243ZM254 155V156H253ZM84 156H87V155H84V153H83V157ZM89 156V155H88ZM101 156H102V158H103V156H106V155H102L101 154ZM111 156H109V157H111ZM131 156H135V157H131ZM170 157L171 156V159L170 158H165V157ZM172 156H174L176 159L174 160V161H178V163L180 164V167L181 166H184V164L183 165H181V161L183 162V163H186L187 164V166L189 165V167H190V165H191V167L189 168V167H185V168H183V170L181 171V172H179V175L178 176H184L185 178H186V180H184L183 178L181 179V178H174V177H171L172 179H169V177H167L168 175L170 176V171H169V174H167V176H161V177H157L156 178V180L157 181H148V179H152L153 178V175H152V172L151 171H149V170H151V169H149L148 170V168H150V167H148V163H149V165L151 166L152 164V162H154V161H156L159 165H161L162 163H164V164H162L161 166L162 167H164V168H167V169H169L168 167H175V165H178L176 162H173V160H172ZM226 157V159L225 158H223V157ZM246 156L248 157V154H246ZM9 157H10V155H9ZM55 157V156H54ZM95 157V158H96ZM129 157H131V159H128ZM141 157H143V158H146V159H143V158H141ZM161 159H160V158ZM228 157H229V160L230 161H232V160H234L233 161V163H231L232 165H231V167H230V170H229V173H228V170L226 171V174H228V175H226V177L225 176H221V180H220V175L218 174V173H220L221 174V172L220 171H222L223 170V168L222 167H220L221 165L224 167L225 166V164L223 165V163L221 164V165H219L218 163L219 162H226V160H228ZM237 157V158H238ZM246 157V158H247ZM262 157H263V159H262ZM7 158H8V156H7ZM86 158V157H85ZM88 158V157H87ZM90 158V157H89ZM95 158L94 159H92L93 161H94V163H96V164H98V162H99V160L98 159H96V161L98 160V162H96L95 161ZM101 158V159H102ZM105 157H104V159H106ZM117 158H119L118 156H117ZM55 160H54V162H52L53 164V166H52V171H54L55 172V174L54 175H56V170L58 169V165H59V163H58V161L56 160V157L54 158ZM71 159V160H70ZM82 159H84V158H82ZM91 159V158H90ZM99 159H100V157H99ZM111 159H112V157H111ZM112 159V160H113ZM120 159V158H119ZM138 161H137V160ZM142 159V160H141ZM178 159V160H177ZM211 159V160H210ZM225 159V160H224ZM242 159V158H241ZM69 160V161H68ZM76 160L78 161V163L76 162ZM141 160V161H140ZM143 160H144V162H143ZM171 160H172V163H170L171 162ZM244 160V161H243ZM243 160H241L242 162H244L243 163V165L246 163L245 162V158H243ZM53 161V160H52ZM74 161V162H73ZM104 161V160H103ZM145 161H146V163H145ZM169 163H168V162ZM230 161H229V163H230ZM247 161V160H246ZM72 163V165H74V166H72V165H69L70 163ZM100 162H102V161H100ZM134 162H136V163H141V166H143L144 165V163L146 164V165H144L143 167H141V169H140V171L137 173V174H135V176H138L139 175V177H136L135 179L136 180H138L137 178H139L141 181H139L138 180V184H140L141 182H142V184L143 185H145V187H146V185H148L146 188L147 189H149V188H151L149 191H147V192H145L147 189H141V188H143V185L142 184H140V185H142L141 187H138L137 185H136V183H137V181H134V183H135V185L137 186H135L134 185V183H132L133 182V179H132V181L131 182H129V184L131 183V185L129 186L128 185V183H127V181H129L128 179H127V176L130 174V175H134V173H136L135 171H136V169H138L139 168V166L136 168V167H134V166H137V164L135 163L134 164ZM143 162V163H142ZM151 162V163H150ZM155 162V163H156ZM249 162V161H248ZM247 162V163H248ZM249 162V163H250ZM5 163V165H6V167H7V169H8V167H9V169H10V165H12V166H14L13 168L14 169H18V168H20V167H24V165H22V163H21V165L22 166H20V163H18V164H12V163H10V162H4ZM4 163H1L0 162V165H1V167L3 166V164ZM103 163H102V165H103ZM112 163V164H111ZM134 165H133V164ZM161 163V164H160ZM173 163H175V165L174 166H171L170 164H173ZM192 163H194L193 164V166H192ZM197 163H198V165H197ZM241 163V162H240ZM247 163L245 164L246 166H247ZM260 163V164H259ZM9 164V165H8ZM57 166H56V165ZM69 166H68V165ZM76 164H78V165H76ZM143 164V165H142ZM168 166H167V165ZM203 164H205V165H207L206 166V168H204L203 166H205V165H203ZM208 164H210V165H208ZM214 164V165H213ZM216 164V165H215ZM226 164H228L227 162H226ZM264 164V163H263ZM26 165V164H25ZM56 167H55V166ZM115 165H116V169H115ZM131 165H133V166H131ZM164 165H166V166H164ZM197 165V167H195ZM202 165V166H201ZM229 165V164H228ZM227 165V166H228ZM239 165H241V164H239ZM16 166H18V167H16ZM28 166V165H27ZM64 166H67V168H70L71 166L74 168V169H71L72 170V172L73 173H69L68 171H66V172H68V174H70V175H62V174H66V172H65V170H68V169H66ZM76 166V167H75ZM107 166V167H108ZM230 166V165H229ZM228 166V167H229ZM255 166H256V164H255ZM86 167V168H85ZM106 167V168H107ZM132 167V168H131ZM179 167V166H178ZM179 167V168H180ZM212 167H213V171H212ZM216 167V168H215ZM228 167H225V168H228ZM89 168H92V169H89ZM99 168H101V167H99ZM122 168V169H121ZM134 168H136V169H134ZM176 168V167H175ZM190 169V173H191V171H193V168L194 169H196V170H198V172H200L199 174H201L202 175V173L201 172H205V170H206V172L209 174L210 172H215V173H213V174H215L214 176H213V174L212 175H208V176H206L205 174H206V172L203 174L205 177H209L210 179H211V176L213 177L212 179V181L210 182V180H208L207 181V179H209V178H206V182H204V183H202L204 180L202 179V178H204V176L202 175V176H199V174H195L193 177H195V179H193V178H191L192 177V175L194 174L193 172L191 173V177L189 176V174H188V169ZM202 168V169H201ZM204 168V169H203ZM211 168V169H210ZM219 168H221V170L219 169ZM5 169V170H4ZM54 169V170H53ZM81 169V170H80ZM109 169V168H108ZM117 171V170H119V171H117V172H115V170ZM144 169V170H143ZM178 168H176V170H177ZM185 169V170H184ZM210 169V170H209ZM217 169L219 170L218 172H217ZM236 169V171H238V169H239V166H238V168H235ZM235 169H234V171H235ZM242 169V168H241ZM92 170V171H91ZM101 170H103V171H101ZM170 170H171V168H170ZM175 169H173V170H171V171H174ZM179 170V169H178ZM195 170V171H196ZM204 170V171H203ZM208 170V171H207ZM225 170V169H224ZM223 170V171H224ZM0 171L1 172H7V170H6V168L5 167H2L1 169H0ZM63 171H64V173H63ZM85 171H87V170H84V172ZM138 171V170H137ZM168 171V170H167ZM180 171V170H179ZM184 171H186L187 172V174L186 173H184ZM245 171V172H244ZM0 172V173H1ZM81 172V173H80ZM120 172V173H119ZM125 172V173H124ZM141 172V173H140ZM177 172V171H176ZM183 172V173H182ZM225 172V171H224ZM245 173V174H243V176H242V173ZM60 173H61V176H60ZM89 173V174H90ZM97 175H96V174ZM102 173L104 174V175H102ZM117 175H116V174ZM124 173V174H123ZM174 173V172H173ZM173 173H172V175L171 176H174L173 175ZM216 173H217V175H216ZM223 173V172H222ZM238 173H240L239 171H238ZM98 174H101L100 176H104V177H102L101 179H100V176L98 175ZM141 174L142 175H145V178L147 179H143L142 178V176H141ZM176 174H178V173H176ZM235 174H236V176H235ZM92 175L94 176V175H96V176H98V177H96V176H94V177H92ZM133 175L132 176H130V177H132L133 178ZM218 175H219V178H218ZM238 175V176H237ZM264 175V174H263ZM263 175H262V178H259L260 179V181H261V179H262V181H263ZM62 176H63V178H65V180L67 179V181H65V180H63L62 179ZM67 176H68V178H67ZM70 176V177H69ZM82 176H84V177H82ZM117 176V177H116ZM176 176V175H175ZM188 176H189V179L191 178V180H189V182H188ZM55 177V176H54ZM58 177L56 178L55 177V179L54 180H57L58 179ZM107 177V178H106ZM165 177H167V179L169 180V181H167V179H164ZM196 177H197V179H196ZM200 177V179H198ZM224 177H225V181H224ZM234 177H236V178H234ZM243 177V180L242 179H240V178H242ZM261 177V176H260ZM88 178H89V180H88ZM103 178H104V180H103ZM216 178H218L217 180H216ZM238 178V179H237ZM6 179V178H5ZM80 179V180H79ZM110 179V180H109ZM118 179V180H117ZM223 179V180H222ZM247 179V178H246ZM245 179V180H246ZM259 179H258V181H257V185H258V183L260 182L259 181ZM6 180H8V179H6ZM11 180V181H10ZM10 180H8V182L9 183H11V184H9V185H7V183H6V181L4 180L3 182L4 183H2V184H0V186H2V187H0V191H2V192H0V196H1V198H3V200H5L4 202H6V201H8L9 203H13V204H15V207H16V203L18 202V201H21V202H24L25 201V203L27 204V206L24 208L23 206L25 205H23V206H21L19 203V205H20V207H19V209L18 210H20L21 209V207L24 209V211H22V209L20 210V213L19 214H21L22 212L24 213V212H26L27 211V214H28V211L30 212V214H28V216L29 215H32L33 216V218H35V220H38V222L37 221H35L34 219H31V220H34L33 222H37V223H39L38 225H36L35 223H33V224H35V225H33L32 224V226L34 227V228H36L37 226H39V227H41L42 225L40 224V222L42 221V220H40V218L39 219H37L39 216H37V215H35V211H37L36 210V208L34 207V209H35V211H34V213H31V211H33L32 210V208H33V206L32 207H29L28 206V199L27 198H29V197H31L32 196V194H31V196L29 195V194H26V196H23V195H21V194H23L25 191H19L18 193L21 195H17V193H16V191H17V186L15 185V184H12V183H14V182H12V180H14V181H17V178L16 179H14V178H10ZM112 180V181H111ZM130 180H131V178H130ZM175 180L177 181V182H175ZM193 180H198V182L197 183H199V180L201 181V183L203 184H194V185H200V187L202 186V188H200L201 189V191H200V193H198V190H196V189H194L195 188V186H193V183H191ZM219 180V181H218ZM228 180H229V182H228ZM75 181L77 182V183H75ZM145 181H147L146 183H145ZM163 181H165V183L163 182ZM183 183H182V182ZM214 181H215V183H214ZM261 181V182H262ZM85 182V183H84ZM119 182V183H118ZM149 182H150V184H149ZM155 182V183H154ZM157 182V183H156ZM186 184H185V183ZM219 183V187H218V184L217 183ZM228 182V183H227ZM232 182V183H231ZM256 182V181H255ZM264 182V181H263ZM81 184L80 186H79V184ZM122 183H123V186H121L122 185ZM152 183H154V184H152ZM159 183H160V185H159ZM208 184V185H206V184ZM242 183V184H241ZM248 183V182H247ZM92 184V185H91ZM95 184H96V186H95ZM100 184V185H99ZM120 186H118V185ZM162 184V185H161ZM168 184H171L170 186H172L173 187V189H172V187L170 188V187H167L170 191L168 192L167 190V188H165V190H163L162 191V188L163 187H165V186H167ZM173 184V185H172ZM188 184V185H187ZM212 184V185H211ZM220 184L221 185H223V187L222 186H220ZM249 184H246L247 186H249ZM66 185V186H67ZM125 185V186H124ZM159 185V186H158ZM187 185V186H186ZM217 185V186H216ZM236 185V186H235ZM239 187H238V186ZM242 185L244 186V189L242 188ZM256 185V184H255ZM256 185V186H257ZM261 185L262 184H259L258 186L259 187H261ZM264 185V184H263ZM7 186H8V189H7ZM56 186V185H55ZM69 186V185H68ZM71 186H69L70 188H71ZM83 186V187H82ZM103 186V187H102ZM130 187V192H128L127 193V187ZM177 186H179L180 188L178 189V187ZM184 188H183V187ZM196 186V188H199V187H197ZM69 187H67L66 189H68ZM80 187H82V188H80ZM99 187H102L103 189H99ZM115 187H119L120 189H122V190H120L119 188L118 189H115ZM157 188V190H156V188ZM224 187H225V189H224ZM230 187V188H229ZM258 187V188H259ZM4 188V191L3 190H1V189H3ZM16 188V190H14ZM97 188V189H96ZM114 188V189H113ZM153 188L155 189V194L157 195V197H160V198H156V200H155V195L153 196ZM161 188V189H160ZM262 188V187H261ZM8 190L7 192L9 193V194H13L12 192H14L15 191V195L14 196H12V195H8V193H5V191L6 190ZM14 191H13V190ZM57 189V188H56ZM66 190L64 187L62 188V190ZM126 189V190H125ZM190 189H192V191H193V189L194 190H196L195 192L193 191L192 193H194L195 194V197L193 196V197H191V195H194V194H192L191 192V194H189V191H190ZM230 189V190H229ZM234 189V190H233ZM236 189H238V190H236ZM264 189V188H263ZM19 190V189H18ZM69 191H72L73 189H68ZM68 190L66 191V194L68 193ZM85 190H86V192H85ZM107 190V191H106ZM135 190H137V191H135ZM144 190V193H146L145 195H148V196H145L144 195V193H143V195H142V191ZM159 190H161V192L159 191ZM176 190V191H175ZM215 190H216V193H215ZM229 190V191H228ZM256 190V191H255ZM55 191L56 190H54V191H52V194H50L49 195V198L51 199V196L53 195V194H56V199L57 200H59V202H61V200H60V196L62 195V192L64 193L65 191H61V192H59V193H61V195L59 196L58 194V191L55 193ZM75 191V190H74ZM80 191V190H79ZM104 191V192H103ZM106 191V192H105ZM115 191V192H114ZM121 191V192H120ZM126 191V192H125ZM140 191H141V193H140ZM167 191V192H166ZM183 191H186V192H183ZM207 191V192H206ZM226 191V192H225ZM261 193H260V192ZM4 192V196L7 194L8 195V199H6V196L4 197V196H2L3 193ZM11 192V193H10ZM76 192L77 191H75V194H76ZM109 192V193H108ZM149 192H152V193H150L149 194ZM158 192V193H157ZM174 192H176V195L174 194ZM182 192V193H181ZM235 192H238V193H235ZM258 192V193H257ZM58 193V194H57ZM79 192H77V195L79 196L80 195V193L78 194ZM124 193V194H123ZM126 193H127V195L128 196H130L129 197V200H128V197L127 198H123L124 196L126 197ZM140 195H139V194ZM160 193V194H159ZM166 193V194H165ZM209 194V199H210V201H211V203H210V201H206V200H209L208 198H207V196L205 195V194ZM213 193V194H212ZM25 194V193H24ZM70 194V193H69ZM74 194V193H73ZM74 194V195H75ZM109 196H108V195ZM119 194V195H118ZM130 194V195H129ZM162 194V195H161ZM169 194H173V198L171 197V200L173 199V201H174V203H173V201L170 203V201H167V198L168 199H170V196H168ZM178 194H180V195H182V196H178ZM225 194V195H224ZM235 194H237V195H235ZM246 194V195H245ZM16 195H17V197H16ZM33 195H35V194H33ZM38 194H36V196H37ZM57 195H58V197H59V199L57 198ZM65 195V194H64ZM70 195H72V192H71V194ZM74 195H72L73 197H74ZM76 195V196H77ZM107 195V196H106ZM117 195V196H116ZM138 195H139V197H138ZM149 195L150 196H152V197H149ZM158 195H160V196H158ZM175 195V196H174ZM186 195H188V196H186ZM215 195V196H214ZM219 195V196H218ZM250 196L249 198H247L248 196ZM261 195V196H260ZM12 196V197H11ZM65 196H67V195H65ZM75 196V197H76ZM77 196V197H78ZM99 196H101V198H99ZM120 196V197H119ZM165 197V200L167 201L166 202V205H168V203H169V206H166L165 208H163V207H161L162 206V204L164 203H162L161 204V208L160 207H157L158 208V210H157V208H156V205L157 204H160V201H162L161 200V198L162 197ZM166 196H168L167 198H166ZM172 196V195H171ZM176 196H178V197H182L181 199L180 198H176L175 199V197ZM11 197V198H10ZM19 197H21V198H19ZM25 197H27V198H25ZM32 197H34L32 200H30L31 202V205L33 204H35V205H37L38 206V212L40 213V211L42 210V208H41V210L39 209L40 207H39V205L37 204V201H38V199L40 198V200L42 199L41 197H36V200H35V196H32ZM55 196H52V199H55L54 198ZM71 197V196H70ZM70 197L68 196V201H70V202H72V201H74L73 199H75V197L72 199H70ZM76 197V198H77ZM79 197H82V195H80ZM78 197V198H79ZM138 197V198H137ZM145 197H146V199H145ZM148 197H149V199H148ZM185 197H187V199L185 198ZM206 197V198H205ZM236 197H237V199H236ZM5 198V199H4ZM14 198H16V200L14 199ZM19 198V200H17ZM23 198L24 199H26V200H23ZM48 198V199H49ZM94 198H96V199H94ZM112 198V199H111ZM153 198V199H152ZM259 198V199H258ZM10 199H11V201H10ZM48 199H46V200H48ZM49 199V200H50ZM62 199V203L63 202H65V200H67L64 196L61 198ZM65 199V200H64ZM83 199V200H82ZM104 199V200H105ZM106 199V200H107ZM118 199V200H117ZM121 199H123V200H121ZM130 199L133 201L132 203H129L131 206L129 207V205H128V207L129 208H127V205H125L124 204V206H126L125 208H124V206H123V203L125 202V203H127V202H130ZM134 199H137V200H134ZM150 199H152L151 201H148V200H150ZM159 201H158V200ZM164 199V198H163ZM179 199H180V201H179ZM256 199V200H255ZM39 200V201H40ZM49 200L48 201H46L47 203H48V206H50V205H52V206H54L53 204L57 201V200H52L54 203L52 204L51 202L52 201H50L49 202ZM92 200H93V202H95L94 204H93V202H92ZM97 200H99V201H97ZM138 200H140V201H138ZM144 200V201H143ZM175 200H176V202H175ZM192 200V201H191ZM201 202H200V201ZM222 200V201H221ZM237 200V201H236ZM1 201V200H0ZM36 201V202H35ZM80 201V202H81ZM86 201H85V203H86ZM103 201V200H102ZM137 202V203H135V202ZM146 201H148L149 202V205H148V203L146 202ZM157 201L158 203H155V202ZM179 201V202H178ZM182 201V202H181ZM218 201H220V202H218ZM76 203L78 202V200L76 199V201H75ZM75 202H73L72 203V208H70V210L69 209H66V204L67 203H69V202H65L66 204H63V205H65V211L63 212V213H67L66 215H64V214H61V215H63L64 217H67V215H68V217L71 219L73 216L75 217V218H78L77 217V215H79V217H81L82 216V214L84 213V214H86V216H88L87 215V213H90V212H92L93 210H92V208L90 209V212L88 211V210H85L84 211V209H83V206H82V209L79 211V209H78V212H77V209L76 208H74V210H73V207H75V205L73 206V204H76ZM92 202V203H91ZM109 203V204H111V206H112V203ZM123 202V203H122ZM140 202V203H139ZM146 202V204L148 205H146L147 206V209L145 208V206H143L144 205V203ZM185 202V203H184ZM214 202V203H213ZM227 202V203H226ZM1 203V205H3V203L2 202H0ZM7 203V202H6ZM50 203V204H49ZM62 203L60 204L59 203V205H62ZM79 203V202H78ZM103 203H106V201L104 202L103 201ZM108 203V202H107ZM119 203H121L120 205H118ZM143 203V204H142ZM210 203V204H209ZM8 204V203H7ZM6 204V205H7ZM12 204V205H13ZM55 204H57V203H55ZM71 204V203H70ZM80 204H82V205H84V202L83 203H80ZM80 204H77L76 206H81ZM98 204V205H97ZM142 204V205H141ZM150 204L152 205V207H150V209L148 208L149 206H150ZM154 204V205H153ZM201 204H203V205H201ZM207 204H208V206H207ZM218 204L219 205H221V206H218ZM239 204V205H240ZM0 205V206H1ZM4 205H5V203H4ZM3 205V207L5 208V207H7V206H4ZM9 206V208L6 210V214L7 215H5V210H4V208L2 207L1 209H3L4 210V212H2L3 214H4V218H2V219H4V220H0V225H2L3 226V228L4 229H2V226H1V228H0V245L1 244H4L1 248H0V252L2 253V251H4V255H0V258H2V259H5L4 261H0V263L1 264H36L35 262H32V261H27L28 263H26V261H25V259H29L30 257L29 256H27V253H24L21 249L22 248H24L23 250L24 251H26L27 249H29V248H31V246H32V244H33V242L32 241H35V246L33 245L32 247H36V241L37 242H40V236L38 237V235H37V231L38 230H36V229H34L35 230V233H33L32 235H31V232H29V228H28V225L29 226H31L30 225V219L29 218H31L32 216H29V217H27V219H25L26 221L27 220H29V224L26 222V221H22L24 218H20V219H18L17 217L15 218L14 216H16L18 213V210H17V208H15L14 206H11L10 204H8ZM19 205H17V206H19ZM58 205V206H59ZM95 205V206H94ZM165 205V204H164ZM176 205V204H175ZM196 205H198V207H200V208H194V207H196ZM212 205V206H211ZM214 205H215V208H213L214 207ZM238 205V206H239ZM52 206H50V210L51 211H54V212H56V211H58L56 208H58V207H56L55 209H51L52 208ZM84 206H86L85 208L87 209H89V207H87L88 205H84ZM113 206H115V205H113ZM113 206H112V208H113ZM135 206H136V208H138V207H143V208H140V210H139V208L136 210V209H132L133 207L135 208ZM153 206H155V208L153 207ZM212 208H211V207ZM10 207L11 208H13V209H11L10 210ZM46 207V206H45ZM55 207V206H54ZM64 208V206H61L60 207V209L61 208ZM98 207V208H97ZM169 207V208H168ZM205 207V208H204ZM208 209H207V208ZM209 207L213 210H211V209H209ZM216 207H221V208H219V209H217ZM26 208H28V210H26ZM31 208V209H30ZM68 208V207H67ZM109 208V207H108ZM111 208V213H109V211H108V209H107V212H108V214L107 215H109V214H111V215H109V216H117V214L118 213H113V211L115 212V211H117V212H119V210L117 209H112ZM168 208V209H167ZM202 208V209H201ZM248 208V207H247ZM246 208V209H247ZM254 208H256V207H254ZM258 208V207H257ZM260 208V209H259ZM258 208V210H261L262 209V207L260 206ZM0 209V210H1ZM6 209V208H5ZM14 209H16L17 210V212L14 210ZM48 209V208H47ZM71 209L73 210L72 212H74V214L72 213V214H70L69 212H67V211H70L71 212ZM110 209V208H109ZM171 209V210H170ZM205 209H207V210H210V212H212V213H209V211H207V210H205ZM226 209V208H225ZM246 209H244V210H246ZM3 210H1V211H3ZM10 210V211H9ZM31 210V211H30ZM64 210V209H63ZM63 210H59V212L61 213ZM94 210V211H95ZM141 211L140 213H139V211ZM177 210V209H176ZM191 211V213L193 212L194 213V211ZM196 210V211H197ZM214 210H215V212L216 213H213L214 212ZM217 210V211H216ZM9 213H8V212ZM22 211V212H21ZM77 212V214H75L76 212ZM81 211H84V212H81ZM86 211H87V213H86ZM121 211V210H120ZM138 211V212H137ZM163 212V213H159V212ZM168 212V213H166V212ZM199 210H198V212H200ZM17 213V214H14V213ZM59 212H56L55 214H57V213H59ZM79 212H81L82 214H80ZM122 212H124L123 210H122ZM126 212L128 213L129 211H127L126 210ZM137 212V213H136ZM164 212H165V214H164ZM185 212V211H184ZM220 214H219V213ZM22 213V214H23ZM59 213V214H60ZM79 213V214H78ZM95 213V212H94ZM185 213H187V214H185ZM184 213V215L182 216L181 215V217H184L185 215L186 216H188V212H185ZM190 213V212H189ZM197 213V212H196ZM196 213H194V215L196 214ZM10 214V215H9ZM27 214H23L22 215V217L24 216L25 218H26V215ZM38 214V213H37ZM54 214V216H55V218H57L58 217V215H57V217H56V215ZM115 214V215H114ZM123 214V213H122ZM161 214V215H160ZM164 214V215H163ZM173 214H174V216H173ZM218 214V215H217ZM10 216L9 218L10 219H8L9 220V222H8V220H7V218L5 217V216ZM40 215V217H43V216H41L42 214H39ZM61 215L58 217L60 220H62V221H65L64 219L65 218H62L61 219ZM102 214H98V217H100ZM192 216V214L191 215H189L188 217H186L187 218V220L186 221H182V222H180L179 224H181V225H183V226H187V225H189L190 224V226H193V224H194V226H199L200 224H196L197 222H195V223H193L194 222V220H196V219H194L195 218V216ZM197 215V214H196ZM204 215H205V217H204ZM18 216V215H17ZM34 216H37V218L36 217H34ZM52 215H50V217H51ZM103 216H106L105 214H103ZM108 216V217H109ZM164 216H166V217H164ZM173 216V217H172ZM179 216V215H178ZM177 216V217H178ZM192 216V217H191ZM2 217V214H1V212H0V218ZM18 217H21V216H18ZM67 217V218H68ZM73 217V218H74ZM128 217V218H129ZM149 217H151V218H149ZM163 219H161V218ZM180 217V219H182ZM204 217V218H203ZM54 218V219H55ZM57 218V219H58ZM68 218V219H69ZM73 218H72V221H73ZM82 218H84V215L82 216ZM81 218V219H82ZM110 218V217H109ZM114 218V217H113ZM149 218V219H148ZM157 219L156 221H154L155 219ZM168 218V219H167ZM185 218V217H184ZM190 218V219H189ZM197 218V219H198ZM218 218V219H217ZM17 219H18V222H17ZM57 219H55L56 221H58ZM67 219V220H68ZM99 219V218H98ZM121 219V220H120ZM141 219H142V222L144 221V223H146L147 225H146V227H144L143 225H144V223H142L141 222ZM198 219V220H199ZM5 220H7V222L10 224H8V225H6L7 223H6V221ZM15 220V221H14ZM39 220H40V222H39ZM96 220V221H95ZM127 220V221H126ZM130 220V221H131ZM145 220H148V221H145ZM167 220H171V221H167ZM191 220V223H188L187 221H190ZM93 221V222H92ZM108 221V222H107ZM123 221V222H122ZM140 221V222H139ZM165 221V222H164ZM197 221V220H196ZM24 223V225H22L23 223ZM95 222V223H94ZM100 222V223H99ZM104 222L106 223L105 225H104ZM136 222V223H135ZM139 222V223H138ZM152 222H153V224H152ZM167 222V223H166ZM17 223V224H16ZM20 224V228H21V230L19 229V228H17V227H19V224ZM62 223V222H61ZM61 223H60V225H61ZM65 224H66V221L64 222ZM63 223V224H64ZM88 223V224H87ZM90 223V224H89ZM108 223V224H107ZM110 223H112L113 225H111ZM121 223V224H120ZM123 223V224H122ZM124 223H126V226H128L129 225V229L130 230H132V232H130V230H129V234H130V238H128L127 237V235H126V231H123V229H124ZM157 223V224H156ZM166 223V224H165ZM171 223V224H170ZM174 223V224H173ZM184 223V224H183ZM188 223V224H187ZM221 223V224H220ZM15 224H16V226H15ZM27 225V227H26V225ZM43 224V223H42ZM69 224V223H68ZM93 224H94V226H93ZM102 224V225H101ZM134 224V225H133ZM139 225L140 224V227L142 228V230H141V228L139 229V228H137L136 226L137 225ZM154 224H156V226L154 225ZM170 224V225H169ZM45 225V224H44ZM75 225V226H74ZM88 225V226H87ZM99 225V226H98ZM105 227H104V226ZM136 225V226H135ZM159 225V226H158ZM167 225H169V226H167ZM202 225H206V224H202ZM224 225H226V223L224 224ZM230 225V226H229ZM9 226H10V228H9ZM22 226V227H21ZM24 226V227H23ZM92 226V227H91ZM97 226V227H96ZM114 226H115V228H114ZM125 226V227H126ZM133 226V227H132ZM135 226V227H134ZM149 226L151 227V228H149ZM152 226H154V228H152ZM158 226V227H157ZM161 226V227H160ZM227 226L228 227H233L234 225L233 224H227ZM16 227V228H15ZM32 227V228H33ZM73 227H75V228H73ZM78 229H77V228ZM83 227V226H82ZM139 227V226H138ZM24 228H26L27 229V232H28V235L27 236H29V234H30V236L33 238H29V237H26V238H24V239H26V241L25 242H27V243H29V241L30 242H32V244H30V245H27V243H25V244H23V243H20L21 241H20V239H23V237L25 236V235H23L22 236V233H23V231H26V229L24 230ZM64 228V227H63ZM102 228V229H101ZM121 228H123V229H121ZM136 229L135 231H136V233H137V235H136V233H134V229ZM156 228V229H155ZM160 228V229H159ZM11 229V230H10ZM23 229V230H22ZM66 229V228H65ZM117 229L119 230V229H121L122 231H121V234L120 233H118V236L120 237V235H121V239H122V236H123V238L126 240V239H128V240H124V239H122V240H124V241H122L121 239V241L120 240H118V241H120L119 243L117 242V241H115L114 239H112V238H114L115 236L114 235H116L115 233H117V232H119V231H117ZM125 229H127V228H125ZM124 229V230H125ZM148 229V230H147ZM151 229H153V230H151ZM154 229H155V231H154ZM159 229V230H158ZM164 229V230H163ZM17 230H18V232H17ZM20 230V231H19ZM33 229H32V232L34 231ZM78 230H80V231H78ZM138 230V231H137ZM146 230H147V232H146ZM157 230V231H156ZM11 231H12V233H11ZM31 231V230H30ZM71 231V230H70ZM115 231H117V232H115ZM151 231V232H150ZM163 231V232H162ZM26 232V233H27ZM39 232L40 231H38V234H39ZM79 232V233H78ZM109 232V233H108ZM113 232H115V233H113ZM122 232H124V234H125V237H127V238H125L124 237V235H123V233ZM138 232H140V233H138ZM166 234H165V233ZM21 235H20V234ZM42 235H43V233L42 232H40ZM127 233V234H128ZM148 234L149 236H147L146 234ZM203 233V232H202ZM201 233V234H202ZM18 234H19V236L21 237H19L18 236ZM25 234V233H24ZM41 234H39V235H41ZM70 234V235H69ZM71 234H72V236H71ZM120 234V235H119ZM131 234H135V236L134 235H131ZM141 234V235H140ZM151 234V235H150ZM162 234V235H161ZM164 234V235H163ZM2 235V236H1ZM61 235H62V232H61ZM84 235V234H83ZM110 235V236H109ZM142 236V239H144V238H146V237H148V239L146 238V240L144 239L143 241H142V243L144 242V243H149L148 245H147V247L149 246V249L146 247L145 248V244L143 243V244H141V239L139 240V238H140V236ZM152 235H154L153 237H152ZM14 236V237H13ZM69 238H68V237ZM75 236V238H73ZM90 236V235H89ZM114 236V237H113ZM117 235H116V237H118ZM133 236H134V238H133ZM72 237V238H71ZM110 237V238H109ZM115 237V238H116ZM119 237L118 238H116V239H119ZM131 237H132V239H131ZM137 237V238H136ZM161 237V238H160ZM206 237H207V239H206ZM15 238V239H14ZM67 238L69 239V241L67 240ZM71 238V239H70ZM79 238H78V240H79ZM109 238V239H108ZM156 238L158 239V241L156 240ZM90 239V238H89ZM110 239H112V240H110ZM150 239V240H149ZM15 240V241H14ZM106 240L108 241L107 243H108V245H107V243H104V242H106ZM110 240V241H109ZM135 240H139L140 242H138L137 243V245L138 244H140L139 246H141V247H139L140 248V250L138 249V247L137 246H135V248L137 249V250H135V248H134V251H132L133 250V248H132V250L130 249V248H128V246H130L131 247V245L132 244H134L135 243V245H136V242H135ZM149 240V241H148ZM213 241V236H208V235H202V237H201V239H199V241ZM11 241V245H10V242ZM17 241V242H16ZM41 241H42V239H41ZM65 241V242H66ZM116 243H115V242ZM127 241L129 242V243H127ZM154 241V242H153ZM155 241H156V243L157 244H155ZM13 242V243H12ZM43 242V241H42ZM153 243V245H152V243ZM7 243H9V244H7ZM79 244L78 245V247H77V245L76 244ZM94 243H97L96 245L94 244ZM102 243H104V244H102ZM109 243H111V244H109ZM23 245V246H20V245ZM106 244V245H105ZM117 244V245H116ZM121 244H123V246L121 245ZM8 245V246H7ZM11 247H10V246ZM102 245V246H101ZM155 245V246H154ZM9 247L8 249V251H7V247ZM14 246V247H13ZM78 248V250H76L77 248ZM93 246H95V247H97V248H93ZM99 246V247H98ZM134 246V245H133ZM22 247V248H21ZM74 247H75V249H74ZM81 247V248H80ZM100 247H101V250L102 249H104L103 251H101L100 250ZM164 247H163V249H164ZM37 248V250H38V247H36ZM82 249L81 251H79L80 249ZM93 248V249H92ZM111 248V249H110ZM113 248H115V249H113ZM126 248H128L127 250L128 251H125L124 249H126ZM142 248V249H141ZM155 248V249H154ZM5 249H6V253H5ZM35 249V248H34ZM91 249V250H90ZM151 249V250H150ZM163 249H161V250H163ZM11 250V251H10ZM31 251H33L32 250V248L30 249ZM30 250H27L26 252H30ZM36 250V251H37ZM161 250H159L158 249V251H161ZM22 251V252H21ZM35 251V250H34ZM157 251V250H156ZM155 251V252H156ZM140 252V253H139ZM155 252H153V255H152V253H149L150 255H149V257H148V253L146 254V256H147V259H151V258H153V256H154V254L156 255V253ZM137 253V254H136ZM24 254H26V255H24ZM138 254H139V256H138ZM14 255V256H13ZM22 255V256H21ZM141 255V256H140ZM145 255V254H144ZM96 258H99V257H101L100 255H94ZM11 257V258H10ZM22 257V258H21ZM87 257H91V256H87V255H76V256H72V257H67V258H77V259H81V258H87ZM103 257V256H102ZM111 257V256H110ZM112 257H115V256H112ZM118 257H128V256H118ZM154 257H156V256H154ZM11 260H10V259ZM18 258H19V260H18ZM15 259H17V260H15ZM22 259H23V261L25 262H23L22 261ZM15 260V261H14ZM22 261V262H21ZM10 262H12V263H10ZM15 262V263H14ZM18 262H20V263H18ZM50 263H52V262H50ZM67 264L66 262H56V264ZM71 263V262H70ZM74 263V262H73ZM52 264H55V262L54 263H52ZM69 264V263H68ZM72 264V263H71ZM74 264H76V262L74 263Z\"/></svg>","mask_w":264,"mask_h":264},{"label":"bare ground","instance_id":"6f19581e","mask_svg":"<svg viewBox=\"0 0 264 264\" xmlns=\"http://www.w3.org/2000/svg\"><path fill=\"white\" fill-rule=\"evenodd\" d=\"M13 1V0H12ZM16 1H18V0H16ZM20 1H22V0H20ZM31 1V0H30ZM49 1V5H50V3L52 4V2L50 1V0H48ZM54 1V3H56V5H57V3H61L62 2V0H53ZM64 1V0H63ZM68 4H70V5H72V4H74L73 6H72V8L75 6V3L76 2H78V0H65ZM81 1H83V0H81ZM157 1L158 2H161V3H163V5H164V3L165 2H167V1H171V0H85V6H86V8H87V11H86V13L84 12V15L86 14V17H87V20H89V21H97V19H106L107 18V16H106V14H105V9H104V7L105 6H107L106 5V3H111L113 6H112V8L113 7H116V6H118V7H122V8H124V7H127V8H125V9H121L120 8V10L118 9L117 11H119V16H120V19L122 18V21L124 20H129V21H135V22H137V20H139V19H141V18H145L146 16H149V14L151 15V13L154 15V17L156 18V17H159V16H156L155 14L156 13H158L159 14V11H160V9H163L164 8V6H162L163 8H159V7H161V5L159 6V4L157 3ZM174 1V0H173ZM180 1H183V0H180ZM185 2H186V4H188L187 6V8H189V9H187L189 12H192L194 9H195V7H194V9L192 10L191 9V5L192 6H198V5H216V6H218V5H221V7L220 8H222L223 9V7H227V5H230L229 7H227L226 9H228L229 10V12L227 13V12H225L226 11V9L225 10H223V11H220V10H222V9H220L219 11H216L215 9H213V8H216V6H212L213 8V10H215L216 12H214V11H209V12H212L211 13V15L214 13V14H217L218 12H221V13H219V14H217L218 16L217 17H215L214 18V20H215V22H216V18H218V19H220V17L221 16H223L225 13H227V14H225V16L224 17H227V20H228V17L230 18L231 17V15H233L234 13L233 12H231L230 11V9L231 10H233L232 9V4H234V5H237V3H236V1H240V2H238V3H240L241 4V1H243V4L242 5H245L246 7H248V6H251V7H253V5L255 6V5H262L261 3H258V1H256V2H252V0H184ZM183 1V2H184ZM197 1V2H196ZM217 1H220V2H217ZM222 1V2H221ZM247 1H251V3H249V2H247ZM260 1H262V0H260ZM259 1V2H260ZM10 2H11V0H0V15H4V13H3V10L5 9V8H7V9H11L10 7ZM24 2V3H23ZM23 2H21V3H19V5L17 4V6H16V8H18V6H19V8H23V9H25L26 11L28 10L27 8H25V4L26 3H28L29 2V0H23ZM26 2V3H25ZM176 2H178V1H175V3ZM183 2H181V4H183L184 5V3ZM14 3V2H13ZM22 3H23V5L24 6H22ZM168 3H170V2H168ZM168 3H166V4H168ZM229 3V4H228ZM110 4V5H111ZM157 4H158V6H157ZM177 4V3H176ZM175 4V5H176ZM180 4V2H179V6L181 7H183V5H181ZM186 4H185V6H186ZM240 4H238V5H240ZM27 5V4H26ZM42 2L40 3V11L39 12H37V16H35V17H38L39 18V21L42 19ZM48 5V6H49ZM55 5V6H56ZM62 5V4H61ZM170 5V4H169ZM222 5H223V7H222ZM52 6H53V4H52ZM57 6H59V5H57ZM171 6H174V5H171ZM170 6V7H171ZM177 6V5H176ZM179 6H177V7H179ZM184 6V7H185ZM209 6V7H210ZM263 6V5H262ZM27 7V6H26ZM66 7V6H65ZM117 7V8H118ZM129 7V8H128ZM166 7V6H165ZM177 7H176V9H177ZM179 7V8H180ZM182 7L180 8V10L182 9ZM205 7V6H204ZM238 7V6H237ZM246 7H245V12L247 13V11H248V9H249V11L248 12H251V14H255V13H252V10L250 11V8H247V11H246ZM258 7V6H257ZM29 8V11H30V7H28ZM35 8V7H34ZM47 8V7H46ZM107 8V7H106ZM117 8H115V9H117ZM219 8V7H218ZM217 8V9H218ZM256 7H254V9H255ZM259 8V7H258ZM14 9V8H13ZM55 9H57V8H55ZM114 9V8H113ZM205 9V8H204ZM207 9L208 10H211L210 8H208L207 7ZM22 10V9H21ZM20 10V13H16L17 14V16H15V18H12V19H16L15 21L16 22H18V17H19V20L20 21H24V22H26L25 20L27 19H29L30 20V17H31V15H33V14H31L30 15V17L29 18H27V16H29V15H27L28 13H29V11H27V12H25V11H21ZM32 10V9H31ZM39 10V9H38ZM46 10V9H45ZM49 10V9H48ZM72 10V9H71ZM108 10V9H107ZM165 10V9H164ZM163 10V12L165 13V11ZM192 10V11H191ZM196 10H198V8H196L195 10H194V12H192L191 14L192 15H194V13H198V11H200L201 9H199L198 11H196ZM208 10H206V11H204L205 13L208 11ZM238 10L239 11H241L240 9H239V7H238ZM263 10V9H262ZM44 11V10H43ZM47 11V10H46ZM60 11V10H59ZM69 11V10H68ZM80 11V10H79ZM78 11V12H79ZM111 12H113L112 10H110ZM167 11H168V9H167ZM170 11V10H169ZM184 11V10H183ZM235 11V10H234ZM238 11V12H239ZM243 11H244V8H243ZM17 12H19V9H18V11ZM25 12V14H23V13ZM31 12V11H30ZM33 12H35V11H33ZM32 12V13H33ZM49 12V11H48ZM107 12V11H106ZM111 12H110V14H111ZM114 12H116V11H114ZM112 13V15L113 14H116V13ZM153 12H155V13H153ZM162 12V10L160 11V13ZM201 12V14H203L204 12H203V10L202 11H200ZM199 12V13H200ZM224 14H223V13ZM245 12H244V14H245ZM3 13V14H2ZM27 13V14H26ZM168 13H170V12H168ZM184 13H185V11H184ZM197 13L195 14V15H197ZM198 13V14H199ZM18 14H23V16L24 15H26V18L25 19H23L22 17H21V15H19L18 16ZM44 14V13H43ZM60 14H61V12H60ZM70 14V13H69ZM81 14H83L82 12L79 14V15H81ZM213 14V15H214ZM238 14V13H237ZM236 14V15H237ZM241 14V13H240ZM244 14L243 15H241V16H244ZM258 14H260V13H258ZM6 15V14H5ZM34 15H35V13H34ZM33 15V16H34ZM49 16H50V14H48ZM117 15V14H116ZM175 15V14H174ZM179 15V14H178ZM185 15L186 16H188L186 13H185ZM210 15V14H209ZM235 15V14H234ZM234 15L232 16V18H230L229 19V21L231 22V23H233L234 21V24L232 25V24H230V25H232L233 27H234V25L235 24H238V25H240V26H242L241 28H243L244 29V27H243V25L245 26V28H246V26L247 25H245V24H249V22H246L245 24L242 22V24H241V22H238V23H236V20H235V17H234ZM239 15V14H238ZM256 15V14H255ZM262 15V14H261ZM260 15V16H261ZM32 16V17H33ZM53 16V15H52ZM51 16V18H53ZM63 16V15H62ZM111 16V15H110ZM114 16V15H113ZM119 16H114L113 17V19L116 17V18H118ZM177 16V15H176ZM198 16V15H197ZM214 16H216V15H214ZM248 16H250V14L248 15ZM254 16V15H253ZM252 16V17H253ZM258 16V15H257ZM256 16V17H257ZM263 16V15H262ZM1 18L0 19H3L2 17L3 16H0ZM8 17V16H7ZM31 17V19L33 20V21H35V19H38V18H35V19H33ZM56 17V16H55ZM54 17V18H55ZM67 17V16H66ZM112 17V16H111ZM150 17V16H149ZM172 16H170V18H171ZM181 17H182V13H181ZM190 17H192L191 15H190ZM204 17V16H203ZM251 17V16H250ZM251 17V18H252ZM264 17V16H263ZM262 17V18H263ZM5 18V17H4ZM53 18V19H54ZM58 18V17H57ZM62 18V17H61ZM74 17H72V19H73ZM79 18H80V16H79ZM83 18H85L84 16H83ZM144 18H143V20H144ZM147 18V17H146ZM6 19H8V18H5V23H2L3 21H4V19H3V21L1 22L2 24H6L7 22H6ZM9 19H11V18H9ZM60 19V18H59ZM59 19H56V21H59ZM63 19V18H62ZM61 19V20H62ZM67 19V18H66ZM75 19H76V17H75ZM82 19V18H81ZM80 19V20H81ZM108 19V21L110 20V22H109V24H113V23H115L114 25H115V27H118V28H120V26H124V27H121L120 28V30H127V27H130L129 25H124L125 23H127V22H125V23H122V22H120V26H117L118 25V22H115V20H111V18H107ZM119 19V18H118ZM163 18H161L160 20H162ZM169 18H167V20H168ZM175 19V18H174ZM218 19H217V23H218ZM253 19V18H252ZM255 19V18H254ZM253 19V20H254ZM28 20V21H29ZM46 20H47V18H46ZM55 20V19H54ZM117 20V19H116ZM148 20V19H147ZM146 20V21H147ZM150 20V19H149ZM153 20H155V19H151L150 21H151V23L153 22ZM164 20V19H163ZM210 20V19H209ZM250 20V19H249ZM39 21H37V22H39ZM51 21H52V19H51ZM51 21H50V23H49V25L51 24ZM67 21V20H66ZM101 21V23L100 24H102V20H100ZM107 21V22H108ZM119 21V20H118ZM123 21V22H124ZM184 21H185V19H184ZM189 21L191 22V20L189 19ZM229 21H228V23H229ZM244 22H245V20H243ZM246 21H247V19H246ZM262 22H263V19L261 20ZM53 22V21H52ZM64 22H65V19H64V21H63V24H64ZM70 22V21H69ZM76 22V21H75ZM80 22V21H79ZM79 22H78V24H79ZM105 22H106V20H105ZM104 22V23H105ZM201 22H203V21H201ZM200 22V23H201ZM205 22V21H204ZM209 22V21H208ZM214 22V24H216ZM221 22V21H220ZM219 22V23H220ZM226 22V21H225ZM9 23V22H8ZM12 25L10 26V28H8L7 29V27L9 26L8 24H6L7 25V27H6V32H2V29H0V162L1 163H4V162H10V163H12V164H18V163H20V166H22V165H24V167H20V168H18V169H14L13 167L14 166H12V165H10L11 167H10V169H9V167H8V169H7V167H6V165H5V163L3 164V166L2 167H5L6 168V170H7V172H1L0 173V184H2V183H4L3 181L5 180L6 181V183L8 182V180H10V178H14V179H16L17 178V181H14V180H12V182H14V183H12V184H15L16 186H17V188L19 189H17V191H16V193H17V195L22 191H25L23 194H21V195H23V196H26V194H29L30 196H31V194H32V196H35V200H36V197L38 196V197H41L42 199L40 200V198L38 199V201H37V204L39 205V209L41 210V208H42V210L40 211V213L38 212V206L37 205H31V201L30 200H32L34 197H29V198H27V197H25V198H27L29 201H28V206L29 207H32L33 206V208H32V210L33 211H31V213H34V211H35V209H34V207L36 208V210L37 211H35L36 213H35V215H37V216H39L38 218H37V216H34V217H36L37 219H39L40 218V220H42L41 222H40V220H39V222H40V224L42 225L41 227H39V226H37L36 228H34L33 226H32V224L33 223H35V222H33L34 220H35V218H33V216L32 215H29V216H32L31 218H29L30 219V225L31 226H29L28 225V228L31 230H29V232H31V235L33 234V233H35V230L34 229H36V230H38V231H40V232H42L43 233V235L39 232V234H41V235H39L38 234V231H37V235H38V237L40 238V242H37L36 241V247H38V250H37V248L36 247H32L33 245L35 246V241H32L33 242V244H32V242H30L29 241V243H27V242H25L26 241V239H24V238H26V237H29L30 239L33 237H31L30 236V234H29V236H27L28 235V232H27V229L26 228H24V230L26 229V231H23V233H22V236L23 235H25L24 237H23V239H20V243H23V244H25V243H27V245H30V244H32V246H31V248H32V250L33 251H31L30 249L31 248H29V249H27V250H30V252L28 253V252H26V251H24L23 249L24 248H22L21 250L24 252V253H27V256H29L30 258L29 259H25V261H26V263H28L27 261H32V262H35L36 264H52V263H54L55 262V264H56V262H66L67 264L69 263V264H74L75 262H76V264H264V197H262L261 199L262 200H259V201H253V200H251L249 197L250 196H248L247 198H249V199H247V201L246 202H244L245 204H244V206H246V208H243L242 210H241V208H240V206H242V204H240V203H238L237 202V204H236V202L235 203H229V205L227 204L226 206H225V204H222V205H224V206H222L223 207V209L224 210H222V209H220V210H218V211H221V215H226V214H228L229 216H227V218L225 219V218H223V217H220V215L218 216V218L220 219V221H221V223H222V225H217V223H218V220H216V219H211V220H203V219H201L202 217H200V219L198 218L199 217V215L200 216H202L201 215V213L203 212V210L202 211H200V209H198L200 212H198V210L196 209V208H200V207H198V205H196V207H194L196 210L194 211L192 208V206H191V204L190 205H188L189 207H192V208H190L189 210H193L194 211V213H196L195 215H194V213L192 212L191 213V211H187L188 209H184V207H186V205L184 206L183 205V210L185 211V212H188V216L189 215H191L192 214V216L194 215L195 216V218L194 219H196V220H194V222L193 223H195V222H197L196 224H200L199 226H194V224H193V226H190V224L189 225H185V226H183V225H181V224H179L180 222H184V221H186L187 220V218L186 217H188V216H184V217H181V215L183 214L184 215V211H183V213H182V209H179V207H181V206H178L179 204L178 203H175L174 204V206H172V205H170L171 206V209H172V212H175V211H178L177 213L178 214H175V216H174V214H173V216L175 217V218H173V220H174V223L176 222L177 224L176 225H172L171 223V225L169 226V225H167V226H169L168 227V234H167V236H168V239H169V241L167 242V243H165L164 242V245H165V247H164V249H163V247L161 248V247H156L155 245V250H153V252H155L156 250V255L154 254V256H156V257H154L153 256V258H151V259H147V256H146V254L149 252V253H152V255H153V252H151V251H146V250H144L145 252H144V254H141L144 258H133V257H136V256H133L132 258H131V256L130 255H135V253H133V254H131V252L129 253V252H123L122 250L119 252V250H120V248H121V246L118 244V248H117V246H116V249H119V250H117L118 252H112V251H109V252H107L106 250H105V252H91V251H86V252H84L85 250H87L85 247V250H84V248H83V252H78V251H75V250H73L72 248H73V246H74V244L72 243L71 244V241L72 240H74L76 243H79V241L81 242V240H82V237L83 236H85V234H86V232L87 231H89L90 230V228H88L87 229V231H85V229H84V235L82 234V237L81 238H79V236H81V235H77L76 237H77V241H76V239H71V241L70 242H68L67 243V241L65 242L64 240H63V238L61 237V236H63L64 237V235H66V233H67V231H68V233H72V230H75L74 231V233L76 232L77 233V230L76 229H67V228H70V226H71V224H73V223H75V220L77 219H80V222H79V220L78 221H76V222H78V223H76V226H80L81 224V227H80V230H81V228H82V230H83V228H85V222H87L86 221V219H85V217L87 218V217H91L92 215H95V217L94 216H92V220H94L93 218H96V214H97V221L99 220H101L102 218L103 219H105V221L106 220H111V218H112V220L114 221V219H116V218H121V216H119V213L121 212V215H122V218H123V215H124V213H126V215L127 214H129V216H131V213H134V212H132V211H130L131 209L129 208L131 205L129 204V203H132L133 201L130 199V202H127V203H123V206H124V204L125 205H129V207H128V205H127V208H129V209H120V208H123V207H118V206H116V201L114 202V203H112L111 202V200L109 199H105V197L102 199L104 202L106 201V203H103V201L101 200V204L102 205H105V204H108V205H106L105 207H103V209H98V210H104L105 211V209H106V211H105V213L104 212H101L100 211V213L99 212H97V210H95V209H93L91 206H92V204H89L88 202H89V200L91 201V199H93V198H89V200L86 198H84V200H83V202H84V205H88L87 207H89L90 205V207H89V209L87 208H85L86 206H84V205H82V204H80V203H83L82 201H81V198H83L84 197V195L81 193L82 192V190H84L83 188L84 187H86V185L84 184V187L82 188V187H80V188H82V189H78L77 190V184H76V188H74V186H71L72 184H71V182H72V180L74 179L73 177H70L71 175L70 174H68V172L70 173H73L72 172V170L71 169H74L72 166H74V165H72V163H70L69 165H72L70 168H67V166H64L66 169H68V170H65V172L66 171H68V172H66V174L64 173V171H63V173L64 174H62L63 176L64 175H70L69 177L71 178V179H68V181L70 182V184L68 183V185L69 186H71V188L67 185H61L62 183L60 182V180H59V177H58V175L57 174H59L58 172H61V171H59L60 170V168H62L63 167V165H65L63 162H66L65 161V159L67 160V158L69 159V157H70V154H72L71 153V151L70 150H72L73 151V153H74V156H76V154L78 153L77 152V150H80L81 148H83V145H85V146H87V147H89V148H91L93 145H94V147L96 148V146H97V143L99 144L101 141H99L98 139V141L97 140H95V141H93L94 139H92V141H93V143L91 142V140H89V143L90 144H92V145H90V144H87V142H85V138L87 137V135H86V137H84L83 139H82V137H83V135H79V133L77 134V135H79L78 137H80V141H78V137H76L75 135V142L76 141H78L80 144H78L79 146L81 145L82 147H78V148H80V149H78L77 148V150L75 149L77 146H76V144H74L73 142L74 141H72V143H73V146L74 147H72V145H69L70 144V142H71V140H74V139H71L72 138V136L70 137V139L69 140H67V138H69L68 137V134L66 135V131H68L69 129H71V128H73L72 126H70V124H69V126H70V128L67 126V130L65 129V126H63V125H61V124H63V123H65L66 122V120H68L67 118H66V114L64 113V111H66V112H68L69 110H67V109H63L64 111H62V112H60V113H64V115H66L65 116V121H64V118L63 119H61L60 118V116H59V114H58V116H59V119L57 120V118H58V116L56 115L59 111V109L58 110H56V114H55V116H57V118H56V120L55 121H57L58 122V124L56 123V122H53L54 121V117H53V115H52V110L54 109V107H55V105L57 106L56 108H60V110H62V108H63V106H67L66 104L69 102V100H71L70 98H69V94H67V92H62V91H64V89L61 91V90H59L58 92H56L57 90V88L55 89V85H57V84H61V83H63L64 85L65 84H68L69 82H68V80H74V81H77V80H82V82H84V84L82 85L83 87L82 88H79V89H77V90H75V92H76V94L78 95V97L77 98H79V100H80V102L83 100V96L85 95V94H89V93H92L93 92V90L92 89H90V88H87L86 86H87V84H86V80L87 79H89V78H87V77H82L81 75H79V71L81 70L80 69V67L79 66H77L75 63L71 66V67H66V66H62L61 67V64H60V66H57V67H50L49 65H50V62H53V63H60V62H62V61H67L66 59L68 58V56L69 55H71V52L68 50V51H66L65 53H64V50H62V49H57V50H55L54 52H49L48 50H41V51H36L35 52V58H37V61H36V64L35 65H30L29 63V65L30 66H24L23 64H21V63H23V59L21 58L22 57V54L24 53L25 54V52L27 51V49H26V51L25 50H23L20 46H22V47H24L25 46V44H23V42H22V45H21V42H20V44L18 43L17 44V42H15L14 40H12L13 41V43H11V44H6V45H4L5 44V42L3 41V39H5V38H7V37H10L11 39H13V34H14V32H15V27H17L16 26V23L12 20ZM22 23V22H21ZM40 23H41V21H40ZM39 23V24H40ZM117 23V24H116ZM140 23V21L138 22V24ZM157 23H158V21H157ZM157 23H155V24H157ZM161 23V22H160ZM165 23H167L166 22V20H165ZM165 23H163V21H162V25H164ZM168 23H171V24H169V25H167ZM167 24H165L164 26H166L167 25V27H170L171 28V30H172V28L174 27V25H172L173 24V21H170V22H168ZM222 23V22H221ZM220 23V24H221ZM255 23V21H253V24ZM22 24H24V23H22ZM30 23L28 22V24H26V25H29ZM37 24V23H36ZM38 24V25H39ZM59 24V23H58ZM63 24H61L60 23V25H63ZM92 24V23H91ZM159 24V23H158ZM182 23H180V25H181ZM205 24H206V22H205ZM214 24L212 25V26H214ZM31 25V24H30ZM93 25H95V23L93 24ZM108 25V24H107ZM171 25H172V27H171ZM183 26H184V24H182ZM188 25V24H187ZM193 25V24H192ZM223 25V24H222ZM225 25H227V23L225 24ZM230 25H228L229 26V30L232 28V27H230ZM238 25H236V26H238ZM256 25V24H255ZM260 25V24H259ZM25 26V25H24ZM40 26H41V24H40ZM51 26V25H50ZM72 26V25H71ZM70 26V27H71ZM76 26H78V25H76ZM89 26V25H88ZM110 26V25H109ZM127 26V27H126ZM133 25H131V27H132ZM136 26V25H135ZM141 26V25H140ZM160 26V25H159ZM176 26V25H175ZM194 27H195V25H193ZM201 26V25H200ZM203 26H205V25H203ZM221 26V25H220ZM258 26V25H257ZM256 26V27H257ZM2 27V26H1ZM20 27H22L21 25L20 26H18L17 27V30H20L21 31V29L22 28H20ZM34 27H36V26H34ZM91 27V26H90ZM130 27V28H131ZM134 27V26H133ZM145 27V26H144ZM166 27V28H167ZM177 27V26H176ZM206 27V26H205ZM207 27H208V25H207ZM227 27V26H226ZM239 27V26H238ZM249 27H250V24H249ZM249 27L247 26V28H248V30H250L249 29ZM262 27V26H261ZM25 28H28V30H26V31H24V34L26 35L24 38H31V26H27V27H25ZM40 28V27H39ZM69 28V27H68ZM77 28V27H76ZM79 28V27H78ZM108 28V27H107ZM107 28L106 29H104L103 31H102V33H101V31H100V33L99 34H94L93 33V35L92 34H89L88 36H91V38H92V36H94L95 38H96V40L95 41H93V42H89V41H84L85 39H81V40H78L79 42H78V44H81L82 45V51H83V49H84V51H87V52H89V55H88V57H87V60L85 59V58H83L84 59V62L87 64L85 67H91L92 65H94L95 63H98L100 66L101 65H103V64H106V60L103 58V56L106 54L107 55V51L106 50H110V49H112V48H115V49H117V48H119L118 50L120 51L121 49V47H123V41H124V39L126 38V40L124 41V42H126L127 40H129L130 38V36L129 35H127V36H125L124 34H123V32H120V31H118L117 29H114V30H107ZM125 28V29H124ZM156 28H157V26H156ZM160 28V27H159ZM185 28V30L187 31V27L185 26L184 27ZM183 27L181 28V31L184 33V32H186V31H183L182 29H184ZM203 27H201V29H202ZM216 28H217V30H218V27L216 26H214V29H215V31H213V32H216ZM221 28H223V27H221ZM253 28V25L251 24V29ZM49 29V28H48ZM74 29H75V27H74ZM132 29V28H131ZM165 29V28H164ZM168 29V32H169V28H167ZM175 29V28H174ZM178 29V28H177ZM179 29H180V27H179ZM211 29V28H210ZM257 31L258 29H256V28H253V30H252V33H253V35L255 34V30ZM260 29V28H259ZM37 30V28L35 29V31ZM59 31H58V33L61 31V34L60 35H65V33L63 34L62 33V30L61 29H58ZM96 30V29H95ZM95 30H92V32L93 31H95ZM99 30V29H98ZM102 30V29H101ZM198 30V29H197ZM197 30H195L194 29V31H196L197 32ZM222 30V29H221ZM246 30V29H245ZM260 30H262V28L260 29ZM19 31V32H20ZM41 32H43L42 30H40ZM47 31V30H46ZM68 31H71L72 32V34H73V31L70 29V30H67V33H69ZM75 31V30H74ZM88 31H91V29L88 27ZM149 31V30H148ZM189 31V30H188ZM186 32V33H190V34H195L196 35V33H194V32H191V31H189V32ZM202 31V30H201ZM200 31V32H201ZM210 31H212V30H210ZM209 31V32H210ZM219 31V33H221L220 32V30H218ZM253 31H255V32H253ZM41 32H39V33H41ZM152 33L154 32V31H151ZM150 32V33H151ZM198 32H199V30H198ZM199 32V33H200ZM224 32H225V30H224ZM227 32H228V30H227V28H226V32H225V34H222L221 33V35H223L224 36V40L226 39H228V42H229V38H230V40H233L234 38H232L231 36H233V35H231V36H228V35H230V34H228L227 35ZM242 32H244L243 30H242ZM260 32V31H259ZM259 32H256L257 34L259 33ZM48 33V32H47ZM56 33V35L58 36L59 34H57V32H55ZM76 33V32H75ZM90 33V32H89ZM151 33V34H152ZM164 33V32H163ZM172 33V32H171ZM171 33L169 34V35H171ZM229 33V32H228ZM234 33V32H233ZM237 34H238V32H236ZM240 33V32H239ZM263 33V32H262ZM20 34V33H19ZM38 33H35V34H33V37H34V35L35 36H38L37 35ZM51 34V33H50ZM128 34V33H127ZM156 34V33H155ZM165 34V38H167L166 37V35H167V33H164ZM177 34H179V33H177ZM198 34V33H197ZM243 34V33H242ZM139 35V33H134V36H138ZM153 35V34H152ZM185 35V34H184ZM195 35H194V37H195ZM220 35V34H219ZM252 35V36H253ZM4 36H6L5 38H3ZM16 36V35H15ZM22 36V35H21ZM51 36V35H50ZM56 36V43H57V37ZM87 36V33H86V35H85V37L87 38L88 37ZM132 36V35H131ZM142 36V35H141ZM154 37H155V35H153ZM168 36V35H167ZM182 36V35H181ZM227 36V37H226ZM239 36H241V35H239ZM239 36H237L238 38H239ZM246 35L244 34L242 37H245ZM257 36V35H256ZM18 37L19 38H21L19 35H18ZM17 37V38H18ZM40 37H43V38H45L44 36H41L40 35ZM54 37H55V34H54ZM65 37V36H64ZM162 37H164V36H162ZM169 37V36H168ZM201 37H202V35H201ZM217 37V36H216ZM221 37V36H220ZM229 37V38H228ZM48 38L51 40V38L49 37V35H48ZM47 38V39H48ZM66 38H67V36H66ZM73 40L74 41H76V39H78V36H76V35H74L73 37ZM71 37H70V39H72ZM165 38H162V39H165ZM189 38V37H188ZM203 38V37H202ZM205 38V37H204ZM237 38V39H238ZM246 38V37H245ZM260 38H262V37H260ZM264 38V37H263ZM60 39H62V36H61V38ZM59 39V41H61V42H59V43H61V44H63V41L65 40L66 41V39L65 38H63L64 40L62 41V40H60ZM68 39V38H67ZM93 39V38H92ZM161 39V40H162ZM179 39V38H178ZM216 39H218V38H216ZM215 39V40H216ZM237 39H236V41H237ZM241 38H239V40H240ZM252 39V38H251ZM258 39H259V37H258ZM257 39V40H258ZM29 40H31V39H29ZM46 40V39H45ZM73 40H71V42L73 41ZM161 40H159V42H160V44L162 43V41ZM209 40V39H208ZM235 40V39H234ZM233 40V41H234ZM256 40V39H255ZM64 41V42H65ZM67 41H70V40H67ZM130 41H133V40H130ZM130 41H128V42H130ZM147 41V40H146ZM164 41V40H163ZM192 41V40H191ZM236 41H234L235 43H236ZM241 41V40H240ZM242 41H244V40H242ZM259 41V40H258ZM258 41L255 43V41H254V43H253V45H252V43H251V45H248V43L247 42H245V44H244V48L245 47H247L248 48V52L249 51H251V53H252V55H250L249 57H251V58H254L255 59V61H257L256 60V58H258V57H260V53L259 52H262L261 53V57H262V55L264 56V50H258V52H257V50L255 49L256 47H257V44L259 45H261V42H263V40L261 41V39H260V41H259V43H258ZM34 42H35V40H34ZM33 42V43H34ZM40 42H42L41 41V39H40ZM128 42H126V43H128ZM149 42V41H148ZM159 42H158V44H159ZM221 42V41H220ZM219 42V43H220ZM227 41H225V43H226ZM232 42V41H231ZM231 42H229V43H226V45L228 44V45H230L231 46V44L232 45H234V46H240L239 48H237V47H234V51L237 49V50H239L240 51V49L243 47V46H241V43H243V42H241L240 43V45H238L239 44V42H238V44L236 45V44H234V43H231ZM251 42V41H250ZM28 43H30V42H28ZM53 43V42H52ZM75 43V42H74ZM173 43V42H172ZM217 43V42H216ZM222 43H223V41H222ZM224 43V44H225ZM40 45H41V43H39ZM45 44V43H44ZM50 44H51V42H50ZM65 44H66V42H65ZM68 44V43H67ZM77 44V45H78ZM150 44V43H149ZM159 44V45H160ZM213 44V43H212ZM263 44V43H262ZM24 45V46H23ZM26 45H28V44H26ZM37 45V44H36ZM60 45V44H59ZM133 45V44H132ZM140 45V44H139ZM144 45V49L143 48H141V50L143 51H145V49H148V48H146L145 47V43L144 44H142V46ZM247 45V46H246ZM254 45H256V46H254ZM2 46V47H1ZM138 46V45H137ZM150 45H148V47H149ZM156 47L158 46V45H155ZM180 46V45H179ZM210 46V45H209ZM229 46V47H230ZM252 46V48H249V47H251ZM253 46H254V49H255V52L257 53H255L254 54V56H253V50H251V49H253ZM22 49H20V48ZM41 47H42V45H41ZM40 47V48H41ZM71 47H73V46H71ZM140 47V46H139ZM223 47H226V46H223L222 45V47H219V48H223ZM260 47V46H259ZM258 47V48H259ZM262 48H263V46H261ZM260 47V48H261ZM28 48H30V47H28ZM51 49H53L54 50V48H52V47H50ZM49 48V49H50ZM65 48V47H64ZM66 48H68V46H66ZM74 48V47H73ZM149 48H151V46L149 47ZM159 48H161V47H159ZM210 48V47H209ZM208 48V49H209ZM232 48V47H231ZM241 49V51H243V50H245V51H243L242 53H246L247 51V49L245 48V49ZM101 49H102V51H101ZM115 49H113V50H115ZM153 49V48H152ZM167 49V48H166ZM207 49V50H208ZM212 50H213V48H211ZM217 49V48H216ZM227 49H229V48H227ZM126 50V49H125ZM159 50V49H158ZM158 50L156 51V52H158ZM168 50V49H167ZM174 50V49H173ZM179 50H181L180 48H179ZM230 50V49H229ZM237 50H236V53H237ZM32 51V50H31ZM31 51H29V52H31ZM77 51V50H76ZM75 51V52H76ZM122 51H124V50H122ZM134 51V52H133ZM136 51L138 52V50L136 49ZM135 50H132V51H130V52H133V53H135V54H137V52H136ZM143 51V52H144ZM154 51H155V49H154ZM169 51V50H168ZM209 51H210V49H209ZM209 51H207V53L209 52ZM214 51V50H213ZM217 51V50H216ZM220 51V50H219ZM78 52V51H77ZM81 52V51H80ZM128 52V51H127ZM142 52V53H143ZM203 52V51H202ZM221 52V51H220ZM226 52H227V50H226ZM232 52V51H231ZM83 53V52H82ZM85 53V52H84ZM110 53V52H109ZM112 53V52H111ZM110 53V54H111ZM121 53V52H120ZM222 53V52H221ZM229 53V52H228ZM234 52H232V58H231V60L232 59H235V58H233V54ZM250 53V52H249ZM249 53L246 55V57L249 55ZM250 53V54H251ZM76 54V53H75ZM134 54V55H135ZM211 54V53H210ZM227 54V53H226ZM231 54V53H230ZM230 54H229V57H230ZM243 54V55H244ZM29 55V54H28ZM105 55V56H106ZM121 55H122V53H121ZM129 55H130V53H129ZM140 55V54H139ZM143 55V54H142ZM215 55H216V53H215ZM238 55V54H237ZM256 55H257V57H256ZM188 56V55H187ZM186 56V57H187ZM29 57H30V55H29ZM33 57V56H32ZM110 57V56H109ZM108 57V58H109ZM138 56L136 55V58H137ZM212 57H214V56H212ZM237 57V56H236ZM246 57H245V59H246ZM112 58H114V57H112ZM125 58V57H124ZM180 58V57H179ZM183 58H184V56H183ZM237 58H239V57H237ZM248 58V57H247ZM250 58V59H251ZM33 59H34V57H33ZM115 59V58H114ZM121 59L122 60H126V63H128L127 62V59H123L122 57H121ZM139 59H140V57H139ZM141 59H143V57L141 56ZM140 59V60H141ZM210 59V58H209ZM212 59V58H211ZM214 59H216L215 57H214ZM109 60L111 61L112 59L111 58H109ZM107 61V65L108 66H106L107 67V70H109V72L111 71L112 72V67H111V64L109 63L110 61ZM133 60H135V58L133 59ZM138 60V59H137ZM144 60V59H143ZM174 60V59H173ZM172 60V61H173ZM179 60V59H178ZM240 60V59H239ZM239 60H236V63L233 61L232 63H231V65H233V67H236L237 65H239V62H241V61H239ZM260 60V59H259ZM258 60V61H259ZM263 60V59H262ZM261 60V61H262ZM196 61V60H195ZM194 61V62H195ZM212 61V60H211ZM238 61V62H237ZM247 61H249V60H246V62ZM261 61H259L260 63H261ZM82 62V61H81ZM112 62H114V61H112ZM120 62H123V61H121L120 60ZM149 62V61H148ZM171 62V61H170ZM169 62V63H170ZM178 62V61H177ZM197 62V61H196ZM246 62H245V65H246ZM263 62V61H262ZM17 63V64H16ZM67 63V62H66ZM80 63V62H79ZM124 63V62H123ZM185 63V62H184ZM211 63H213V62H211ZM222 63V62H221ZM243 63H244V61H243ZM248 64H249V62H247ZM130 66L132 65V62L130 63H128ZM134 64V66H135V64L136 63H133ZM139 64V63H138ZM138 64H137V66H138ZM214 64V63H213ZM215 64H217L216 62H215ZM228 63H226V65H227ZM236 64V65H235ZM241 64V63H240ZM263 64V63H262ZM113 65H114V63H113ZM117 65V64H116ZM127 65V64H126ZM125 65V66H126ZM185 65V64H184ZM188 65V64H187ZM198 65V64H197ZM196 65V66H197ZM225 65V66H226ZM235 65V66H234ZM264 65V64H263ZM263 65H261V66H263ZM95 66V65H94ZM148 66V65H147ZM147 66H146V68H145V70L147 69ZM158 66V65H157ZM228 66V65H227ZM250 66V65H249ZM248 66V70L251 68L252 69V67H249ZM99 67V66H98ZM104 67H105V65H104ZM184 67V66H183ZM238 67H240V66H237V68ZM255 67V66H254ZM101 68V67H100ZM119 68V67H118ZM117 68V69H118ZM185 68V67H184ZM195 68V67H194ZM230 68H231V66H230ZM236 68V69H237ZM259 68V67H258ZM264 68V66L262 67V68H260V69H263ZM105 69V68H104ZM116 69V70H117ZM139 69H140V67H139ZM164 69V68H163ZM187 69V68H186ZM217 69H219V67L217 68ZM227 69H229V66L227 67ZM231 69H234V70H232V72L234 71V73H236V71H237V73L236 74H240V73H238V70H236L235 68H231ZM250 69V70H251ZM259 69V70H260ZM114 70V69H113ZM119 70H121L120 72V74H122L120 77H124V79H125V74H126V72L127 71H130L129 69L127 70V71H125L126 69L124 68V70H123V68H122V66H121V69H119ZM135 70V69H134ZM134 70H133V68H131V71H133L134 72ZM174 70V69H173ZM203 70V69H202ZM221 70V69H220ZM255 70V69H254ZM101 71H102V69H101ZM125 71V72H124ZM127 72V77L126 78H129L128 77V75H130V80H132V78H135V79H138V80H140L141 79V77L140 78H138V75L135 73V72H137V71H135L134 72V74L136 75V76H134V74L132 73V72ZM147 71H148V69H147ZM153 71V70H152ZM175 71V70H174ZM187 71V70H186ZM189 71V70H188ZM193 71V70H192ZM95 72H97V70L95 71ZM108 72V71H107ZM110 72V74H112ZM139 72H140V70H139ZM139 72H137V73H139ZM142 72H143V70H142ZM183 72H185V71H183ZM254 73H255V71H253ZM252 72V73H253ZM116 73H118V70H117V72ZM124 73V74H123ZM133 75H132V74ZM150 73V72H149ZM189 73V72H188ZM197 73V72H196ZM203 73V72H202ZM218 73H219V71H218ZM221 73V72H220ZM223 73V72H222ZM231 73V72H230ZM251 73V72H250ZM254 73H253V75H254ZM96 74V73H95ZM100 74V76L103 78V75H101V73H99ZM107 74V73H106ZM147 74V73H146ZM205 74V73H204ZM209 74V73H208ZM224 74V73H223ZM223 74H222V77H221V75L220 76H218V77H221V78H223ZM232 74V73H231ZM231 74H226L225 73V75H227L226 76V78H224V79H230V77L233 75H231ZM258 74V73H257ZM113 75H114V73L112 74V77H113ZM124 75V76H123ZM198 75H199V73H198ZM200 75H202V74H200ZM211 75V74H210ZM231 75V76H230ZM235 75V74H234ZM234 75H233V77H234ZM143 76V80L145 81L146 80V78L147 77H144V74L142 75ZM203 76V75H202ZM256 76V75H255ZM259 76V75H258ZM99 77V76H98ZM120 77H118L117 79L116 78H114L113 77V79L111 78V80H117V82H118V80H119V78ZM132 77V78H131ZM198 77V76H197ZM225 77V76H224ZM229 77V78H228ZM233 77H231V79L229 80L230 82H232V83H235L234 82V80L236 81V79H233ZM145 78V79H144ZM172 78H174V77H172ZM185 78V77H184ZM214 78H215V76H214ZM220 78V79H221ZM236 78V77H235ZM253 78V77H252ZM97 79H101V78H97ZM105 79H106V77H105ZM135 79H133L132 81H133V84H131V82H129L130 84H128V81H126V83H127V86H128V90L129 91H133V90H131V88L130 87H134V85H135V83H137V82H135V81H137V80H135ZM169 79V78H168ZM193 79H194V77H193ZM199 79V78H198ZM201 79V78H200ZM212 79V78H211ZM219 79V78H218ZM224 79H223V81H224ZM238 80H239V77L237 78ZM254 79V78H253ZM115 80V81H116ZM120 80H122V79H120ZM125 80H128V79H125ZM129 80V81H130ZM142 80V79H141ZM148 80V79H147ZM146 80V81H147ZM173 80L174 79H172V80H166L165 82H160V83H162V84H160V86H157V88H159V87H161V89L163 90V92H162V90L160 89V90H154V93H156V94H158V96H160L161 98L163 97V93H164V91H165V96H166V94L167 93H169L171 90H172V87H171V85H172V82H173ZM185 80V79H184ZM209 80H210V77H209ZM213 80V79H212ZM227 80H226V82H227ZM7 81V82H6ZM56 81L57 82H60V81H64V82H61V83H56ZM88 81V80H87ZM100 81V80H99ZM103 81V80H102ZM105 81V80H104ZM162 81V80H161ZM191 81V80H190ZM195 81V80H194ZM194 81H193V83H194ZM199 81V80H198ZM202 81H203V79H202ZM204 81H206V80H204ZM218 81H222V80H218ZM222 81V82H223ZM252 81V80H251ZM96 82V81H95ZM117 82H115V83H117ZM119 82H123V80L122 81H119ZM139 83L141 82V81H138ZM213 82V81H212ZM216 82H217V79H216ZM215 82V83H216ZM229 82V83H230ZM256 82V81H255ZM263 82V81H262ZM98 84H99V82H97ZM108 83H110V82H108ZM108 83H106V81H105V85H107V87H108ZM139 83L138 84H136V86L135 87H137V85L139 86ZM195 83L196 84H198L196 81H195ZM194 83V84H195ZM201 83V82H200ZM207 83V82H206ZM209 83V82H208ZM219 83V82H218ZM239 83H240V81H239ZM77 84V83H76ZM91 84H92V82H91ZM96 84V83H95ZM121 84V83H120ZM124 85H125V83H123ZM202 85H203V83H201ZM212 84V83H211ZM231 84V83H230ZM236 84V83H235ZM235 84H233L234 85V87H236V85ZM243 84V83H242ZM69 85H70V83H69ZM71 85H73V84H71ZM78 85H79V82H78ZM123 85V86H124ZM184 85H186V83L184 84ZM210 85V84H209ZM233 85L231 86V87H233ZM239 85V84H238ZM62 86V85H61ZM92 86V85H91ZM187 86V85H186ZM188 86H189V84H188ZM187 86V87H188ZM217 86H219V84H217L216 83V86H215V88L217 87ZM230 86V85H229ZM228 86V87H229ZM58 88L60 87L59 85L57 86ZM89 87V86H88ZM116 87H118V86H116ZM186 87V88H187ZM211 87V86H210ZM124 88V87H123ZM213 88V87H212ZM219 88V87H218ZM217 88V89H218ZM230 88V87H229ZM68 89V88H67ZM136 89V88H135ZM220 89V88H219ZM223 89V88H222ZM236 89V88H235ZM56 90V91H55ZM69 90H71L72 91V88L71 89H69ZM95 90V89H94ZM139 90V89H138ZM137 90V91H138ZM168 90H169V92H168ZM188 90V89H187ZM204 90V89H203ZM232 90L234 91V88H232ZM231 90V91H232ZM105 93H103L104 95H106V96H108V94L109 93H114V92H112V89H105ZM190 91V90H189ZM213 91V90H212ZM216 91V90H215ZM230 91V90H229ZM230 91V92H231ZM69 92V91H68ZM100 92V91H99ZM136 92V91H135ZM218 92H220L219 90H218ZM229 92V94L231 95L232 93H230ZM237 92V91H236ZM236 92L234 93V95L236 94ZM264 92V91H263ZM70 93V92H69ZM123 93H124V90H123ZM122 93V94H123ZM137 93V92H136ZM140 93V92H139ZM143 93V92H142ZM144 93H145V91H144ZM143 93V94H144ZM191 93V92H190ZM190 93H188L189 95H190ZM209 93V92H208ZM213 93V92H212ZM238 93V92H237ZM243 93V92H242ZM250 93V92H249ZM253 93V92H252ZM102 94V95H103ZM187 94V95H188ZM193 94V93H192ZM191 94V95H192ZM215 94V93H214ZM259 94H260V92H259ZM262 94V93H261ZM113 95V94H112ZM111 95V96H112ZM131 95V94H130ZM137 95V94H136ZM135 95V96H136ZM142 95V94H141ZM154 95V94H153ZM211 95H213V94H211ZM219 95V94H218ZM222 95H224V94H222ZM238 95H239V93H238ZM80 96V97H79ZM109 96H110V94H109ZM108 96V97H109ZM124 96V95H123ZM122 96V97H123ZM195 96V95H194ZM220 96V95H219ZM235 96H237V94L235 95ZM257 96V95H256ZM88 97V96H87ZM94 97V96H93ZM92 96L90 97V100H92V99H94L95 100V98H97V96L95 95V97L93 98ZM108 97H107V100H108ZM148 97V96H147ZM186 97V96H185ZM191 97V96H190ZM189 97V98H190ZM192 97H193V95H192ZM213 97H214V95H213ZM238 97H240V96H238ZM237 97V98H238ZM76 98V97H75ZM74 98V99H75ZM77 98H76V100H77ZM92 98V99H91ZM100 98V97H99ZM111 98V97H110ZM121 98V97H120ZM136 98H137V96H136ZM149 98H151V97H149ZM148 98V99H149ZM164 98V97H163ZM237 98H234V99H237ZM242 98V97H241ZM251 98V97H250ZM260 98V97H259ZM258 98V99H259ZM82 99V100H81ZM89 99V98H88ZM88 99H87V101H88ZM102 99V104H103V102H106V99H105V97H104V99L103 98H101ZM131 99H134V98H131ZM138 99V98H137ZM137 99H134V100H137ZM141 99V98H140ZM139 99V100H140ZM142 99L144 100L145 98H143V95H142ZM194 99V98H193ZM193 99L191 100V102L193 101ZM252 99V98H251ZM261 99V98H260ZM84 100H86V99H84ZM89 100V101H90ZM94 100H93V102H94ZM97 100V99H96ZM111 100V99H110ZM186 100V99H185ZM189 100V99H188ZM242 100V99H241ZM240 100V101H241ZM250 100V99H249ZM262 100V99H261ZM109 101V100H108ZM132 101V100H131ZM147 101V103H149L150 102V100H146ZM149 101V102H148ZM55 102H57V104L55 103ZM78 101H76V103H77ZM119 102H122V100L120 101L119 100ZM137 102H138V100H137ZM136 102V103H137ZM241 102H243V101H241ZM254 102H255V100H254ZM258 102V101H257ZM75 105H76V103L75 102H73ZM82 104H83V106L85 107V106H87L86 104H84L83 102H81ZM110 103H112V101L110 102ZM185 103V102H184ZM186 103H188V102H186ZM233 103V102H232ZM244 103V102H243ZM69 104H71V103H68V106L67 107H69L70 105ZM74 104H71V106H73ZM115 104V103H114ZM150 104V103H149ZM261 104V103H260ZM263 104H264V101H263ZM93 105H95L94 103H93ZM100 105H101V103H100ZM106 105V104H105ZM116 105V104H115ZM118 105H120V104H118ZM125 105V104H124ZM135 105V104H134ZM150 105H152V104H150ZM198 105V104H197ZM256 105V104H255ZM80 106V105H79ZM79 106H78V108H79ZM92 106V104L90 103V107ZM140 105H139V103H138V107H139ZM144 106H146V105H144ZM143 106V107H144ZM153 106V105H152ZM177 106V105H176ZM263 106V105H262ZM90 107H89V110H90ZM101 107L104 109V105H101ZM100 107V108H101ZM117 107V106H116ZM131 107V106H130ZM141 107V106H140ZM139 107V108H140ZM179 107V106H178ZM243 107H244V105H243ZM264 107V106H263ZM30 109V112L28 111V113L27 112H25V110L26 109ZM99 108V110H101ZM107 108V107H106ZM112 112L115 110V109H117V108H115L114 106H112ZM121 108V107H120ZM132 108H133V106L130 108V111L132 110ZM154 108H156V107H154ZM245 108V107H244ZM84 109H87V108H84ZM258 109V108H257ZM256 109V110H257ZM263 109V108H262ZM106 110V109H105ZM118 110H119V108H118ZM254 110V109H253ZM261 110V109H260ZM83 111V110H82ZM133 111H134V108H133ZM133 111H132V114H133ZM246 111V110H245ZM264 111V110H263ZM75 112V109H74V111H73V113ZM86 112V111H85ZM90 112V111H89ZM141 112H142V109H141ZM260 113H262L261 111H259ZM70 113H71V110H70ZM79 114H81L82 112H78ZM86 113H88V110H87V112ZM85 113V114H86ZM98 113H99V111H98ZM106 113V112H105ZM111 112L109 111V114H110ZM117 113V112H116ZM115 113V114H116ZM126 112L124 111V115H126L125 114ZM139 113V112H138ZM258 113V112H257ZM68 115H69V113H67ZM74 114H77V113H74ZM95 114H97V112L95 113ZM95 114L94 113H92V115L93 116H95ZM112 114V113H111ZM117 114H119V113H117ZM140 114V113H139ZM247 114V113H246ZM259 114V113H258ZM264 113H262V115H263ZM64 115H62L61 117H63ZM82 115H84V114H82ZM88 115V114H87ZM92 115H91V117H92ZM121 115V114H120ZM128 115V114H127ZM228 116L227 117H229V114H227ZM260 115V114H259ZM102 116V115H101ZM136 116H138V114L136 115ZM136 116H135V119H136ZM258 116V115H257ZM52 117H53V121H52ZM69 117V116H68ZM73 117V116H72ZM72 117H69L70 118V120L72 121ZM78 117V119L80 120V117H81V115L79 116H77ZM84 117V116H83ZM102 117H105V115H103ZM101 117V118H102ZM110 117V116H109ZM108 117V118H109ZM113 117V116H112ZM121 117H125V116H123V115H121ZM138 117H141V115L140 116H138ZM137 117V118H138ZM226 117V118H227ZM246 117V115L244 116V118ZM256 117V116H255ZM92 118H94V117H92ZM101 118H98V120L100 119V121H96L97 123H99V122H101ZM107 118V119H108ZM111 118V117H110ZM109 118V119H110ZM127 118V117H126ZM130 118V117H129ZM187 118H188V116H187ZM248 118V117H247ZM258 118H259V116H258ZM85 119H87L88 120V117H86ZM106 119V118H105ZM106 119V120H107ZM112 119H114V120H116L114 117L113 118H111V120ZM142 119V118H141ZM230 119V118H229ZM246 119V118H245ZM244 119V120H245ZM254 119V118H253ZM75 120V119H74ZM87 120H85V121H87ZM97 120V119H96ZM106 120H105V124H107L108 122H106ZM111 120H110V122L108 123V124H110V123H114V120H112V122H111ZM133 120H134V118L132 119V118H130V120L129 121H132V123H133ZM136 120H138V119H136ZM255 120H256V118H255ZM64 121V122H63ZM85 121H83V125H85ZM88 121H91L92 122V120L90 119V120H88ZM123 121V120H122ZM121 121V122H122ZM143 120H141V122H142ZM153 121L154 120H152V123H153ZM69 122V121H68ZM73 122V123H72ZM71 123L72 124H74V122L75 121H72ZM77 122V121H76ZM80 123H81V121H79ZM78 122V123H79ZM144 122V121H143ZM145 122H146V120H145ZM151 122V121H150ZM247 122V121H246ZM57 124L58 126H57V128L55 129V127H54V124ZM97 123H96V125H97ZM103 123V122H102ZM98 124V127L99 128H97L98 129V131H100V130H102V127H103V130H106V129H104V128H106L105 126H102L101 127V125H103V124ZM116 123L117 124H115V127L118 125V123H119V120L118 121H116ZM131 122H130V124H132ZM138 123V122H137ZM148 124H149V122H147ZM152 123H150L151 125H148L149 126V128L150 127H152V129L150 128V131L151 130H153V124ZM159 123V122H158ZM252 123V126L250 127V129L252 128L253 129V127H254V129H256L255 130V132H252V134L253 133H255V134H253V135H256V139H257V142H254V143H256V144H258L259 146H260V144L262 143L263 145H264V118H261V119H259V120H256V121H254V122H250L249 124H251ZM55 124V125H56ZM65 124H67V123H65ZM64 124V125H65ZM88 124V123H87ZM138 124H140V123H138ZM163 124V123H162ZM227 124V123H226ZM247 124V123H246ZM77 125V124H76ZM79 125V124H78ZM77 125V126H78ZM83 125H82V127H81V129H83L84 127H83ZM92 125V124H91ZM112 125V124H111ZM127 125H129V124H124V127L126 128V126ZM141 125H143V126H145L144 124H142L141 123ZM181 125V124H180ZM75 126V125H74ZM108 126V125H107ZM114 126V125H113ZM118 126H120V129L122 130V128H121V123L118 125ZM116 127V129H117V131L118 132H120V129H119V127ZM123 126V125H122ZM137 126V124H135V126H133V127H136ZM92 127V126H91ZM109 127V126H108ZM157 127V126H156ZM159 127V126H158ZM76 129H78L77 127H75ZM75 128H73V130H74V134H75V131H77ZM86 128H89L90 129V127H89V124L87 125V127ZM95 128V130H96V127H93L92 129H94ZM101 128V129H100ZM125 128H124V130H125ZM130 128V127H129ZM80 129V128H79ZM119 129V130H118ZM134 129V128H133ZM160 131H161V129L160 128H158ZM190 129V128H189ZM66 130V131H65ZM111 130V129H110ZM86 131V130H85ZM94 131V130H93ZM97 131V132H98ZM113 131V130H112ZM126 131V130H125ZM128 131V130H127ZM131 131V130H130ZM143 131V130H142ZM145 131H147V133L149 132V130H147V129H145ZM163 131V130H162ZM161 131V132H162ZM249 131V130H248ZM252 131V130H251ZM69 132H71V131H69ZM78 132V131H77ZM84 132V131H83ZM96 131H94V132H92V134H94ZM102 132V131H101ZM108 132H109V130H108ZM124 132V131H123ZM153 132L155 133V134H157V132L155 131V129L153 130ZM152 132V133H153ZM81 133V132H80ZM98 133H100V132H98ZM110 133H112V132H110ZM127 133H129V132H127ZM126 133V134H127ZM135 133H136V131H134V135H135ZM138 133V132H137ZM171 133V132H170ZM170 133H167V134H165V133H163L167 138H169V139H171L172 137V135L170 134ZM173 133V132H172ZM175 133V132H174ZM181 133V132H180ZM251 133V132H250ZM249 133V134H250ZM70 134V133H69ZM71 134H73V132H71ZM102 134V133H101ZM124 135H125V133H123ZM138 134H141V132L139 131V133ZM89 135H91V129H90V133L88 134V136ZM96 136H97V133L95 134ZM143 135H146V132H145V134H143ZM151 135V134H150ZM147 136V137H149V140L150 139H153V138H151V136ZM158 135V134H157ZM251 135V134H250ZM257 135H259L258 137H257ZM85 136V135H84ZM101 136H103V135H101ZM137 136V138L135 139V140H137L139 143H140V140H141V138L140 137H142L143 138V136H140L139 138H138V135H136ZM162 136V135H161ZM175 136H179V135H177V134H175ZM90 137V136H89ZM88 137V138H89ZM116 136H113L112 138H113V140L114 139H116L115 138ZM118 137H119V134H118ZM153 137V136H152ZM156 137H158V136H156ZM160 137V136H159ZM163 137V136H162ZM251 137V136H250ZM123 138V137H122ZM178 138H180V137H178ZM77 139V140H76ZM91 139V138H90ZM105 139H106V136H105ZM107 139H109V137H107ZM110 139H111V137H110ZM121 141L123 140V139H121V138H119ZM140 139V140H139ZM145 140H141V141H144L145 143L147 142H149L147 139H146V137L144 138ZM163 139H165V138H163ZM166 140V142L168 141L169 142V144L170 145H168V146H171L173 143H174V145H175V142H173L172 140L170 141V140ZM173 139V138H172ZM192 139V138H191ZM252 139L254 140V138L252 137ZM104 140V139H103ZM147 140V141H146ZM155 140V139H154ZM68 141H70V142H68ZM83 141V142H82ZM105 141V140H104ZM110 141V140H109ZM132 141H134L133 139H132ZM132 141H130V142H132ZM137 141H135L134 142V144L137 142ZM164 141V140H163ZM255 141V140H254ZM78 142H76V143H78ZM114 142V141H113ZM127 142V141H126ZM144 142H141L140 144H143ZM151 142H153V140H151ZM158 142V141H157ZM167 142V143H168ZM173 142V143H172ZM177 142V141H176ZM181 142V141H180ZM95 143H96V146H95ZM101 143H103V142H101ZM110 143V142H109ZM108 143V144H109ZM117 143V142H116ZM121 143V145H122V143H123V141L122 142H120ZM146 143V144H147ZM156 143V142H155ZM179 143V142H178ZM192 143H193V141H192ZM192 143H191V145H192ZM104 144H107V143H105L104 142ZM107 144V145H108ZM132 144H133V142H132ZM136 144H138V143H136ZM139 144V145H140ZM154 144V143H153ZM189 144V143H188ZM195 144V143H194ZM101 145L102 144H100L99 146L101 147ZM107 145H106V148H107ZM112 145H114L113 143H112ZM118 145V146H117ZM116 145V147H114V150L112 151H110L109 149L111 148V147H109L110 146V144L108 145V150L106 149V153H105V148L103 147L101 150H103L102 152H101V154L102 155H106V156H103V158H102V156H101V154L100 153H97V152H95V157L97 156V154H100V159H99V157L97 158H95L94 156H92L91 157V155H94L93 153H94V151H96V149L95 148H91V149H87V148H84V149H86V150H84L83 151V149L82 150H80V154H77V155H81V163L79 164V166H80V168L82 167V162H84L83 160H85L86 162H85V164H87V165H85V166H88V164L90 165V166H92L93 164L96 166V169L98 170V172L100 171L99 169H102V168H104V163H106V164H108L109 163V166L108 165H105L106 167H105V169H103L104 171L107 169V170H109V175L111 174V168L110 167H112L114 164H117V167H118V169L120 170V165L118 164V163H114L115 161V158H116V161L118 162V160H120V164L122 165V170L124 171L125 170V168L127 169V167H125L126 165L125 164H123V163H127V162H123L124 160L122 159V157H124L123 155V153L121 154V152H124V151H122V150H124L123 149V147H125V146H123L122 145V147L120 148V146L121 145H119V143ZM138 145V146H139ZM166 145V144H165ZM258 145H257V147H258ZM69 146L72 148H70V150H69ZM137 146V145H136ZM145 147H146V145H144ZM147 146H149L148 144H147ZM168 146H167V148H168ZM173 146V145H172ZM171 146V147H172ZM193 146H195V145H193ZM192 146V147H193ZM254 146V145H253ZM98 147V146H97ZM100 147H98V149L97 150H99V152L101 151L99 148ZM162 147V146H161ZM164 147V146H163ZM174 147H176V146H174ZM190 147V146H189ZM248 147V146H247ZM256 146H255V148H257ZM74 148V149H73ZM113 148V147H112ZM126 148V147H125ZM173 148V147H172ZM255 148L253 147L252 149H253V151L255 150ZM119 150L120 151V149H121V152H120V155L122 156H120L119 155V152L117 153V152H114V151H116V150ZM136 149V148H135ZM166 149V148H165ZM174 150L176 149V148H173ZM192 149V148H191ZM194 149V148H193ZM196 149V148H195ZM239 149V148H238ZM246 149H249V148H246ZM258 149V151H259V148H257ZM87 150H88V152H87ZM149 150V149H148ZM171 150V149H170ZM189 150V149H188ZM245 150V149H244ZM8 151V153H6ZM69 151H70V154H69ZM89 151L91 152V155H90V153H89ZM140 151H143V150H141L140 149ZM176 152H178L177 151V149L175 150ZM243 151V150H242ZM246 151V150H245ZM248 151V150H247ZM247 151L246 152H244V154H242V155H244L243 157H241L240 155H239V157L237 158L235 155H236V153H235V155L233 156V155H231V157H230V159H234L235 158V160L237 159V160H240V162L238 161V163H237V161L236 162H234L233 163V161L234 160H232V161H230L229 160V157H228V160H226V162L230 165H228V164H226V162H219L218 164L219 165H221L222 163H223V165L225 164V166L223 167L222 165L220 166V167H222L223 168V170L225 171H220L221 172V174L220 173H218L219 175H220V180H221V176L223 177V176H225L226 177V175H228V174H226V171L229 169L230 170V167H231V163H233V165L234 164H238L237 165V167L236 166H234L235 168H238V166H239V169H238V171L240 172V173H238V171H236V169L235 168H233V169H231L230 170V174H231V176L229 175V177L227 176V178H226V181H227V179H231V177L234 175H232V170H233V173H236V174H239V176L241 175V171L243 170V167H247L245 170H246V176H243V174H245L244 172L242 173V176L243 177H245L244 178V180H243V177L242 178H240V179H242L243 181H242V183L244 182V181H247V182H244L243 183V185L246 183V184H253L254 183V186L253 185H251L250 186V184H249V186H247L246 184H245V188L247 187V189H253V187H255V189L257 188V191L258 190H260L261 192H262V190H263V192H264V178H263V181H262V179H261V181H260V179L259 178H262V175L264 174V169H263V167L262 166H264V161H263V163H262V165H261V167L262 168H260V165H257V163H254V165L253 164H251L252 162H250V161H252L251 159V157H250V154H249V151H248V153H247ZM252 151V152H253ZM256 151V150H255ZM254 151V152H255ZM75 152H77V153H75ZM87 152V153H86ZM108 152H110V154L108 153ZM253 152V153H254ZM83 153H84V155H87V156H84L83 157ZM104 153V154H103ZM113 153H117V156L120 158H117V156H116V154H113ZM144 153H145V150H144ZM146 153H149V152H146ZM152 153V155H153V157H158V156H160V157H164V156H161L162 154H160L159 152V154L160 155H157V153H155L156 154V156H154V153L153 152H151ZM251 153V152H250ZM69 154V155H68ZM111 154H113L112 156H111ZM140 154V153H139ZM139 154H137L138 156L137 157H139ZM150 154V153H149ZM169 154V153H168ZM246 154H248V157L246 156ZM258 154V153H257ZM9 155H10V157H9ZM73 155V154H72ZM89 155V156H88ZM136 155V154H135ZM146 155V154H145ZM143 156V157H146V156ZM152 155H149L151 158H152ZM170 155V154H169ZM180 155H181V153H180ZM207 155H209V154H207ZM229 155V156H230ZM255 155V154H254ZM253 155V156H254ZM261 156L263 155V154H260ZM7 156H8V158H7ZM56 157V160L58 161V163H59V165H58V169L56 170V175H54L55 174V172L54 171H52V162H54V158ZM109 156H111L112 157V159H113V157H115L113 160L111 159V157H109ZM149 156H147L146 158H148ZM176 158L179 156V154H175L174 155ZM174 156H172L173 158H172V160H173V162H176V161H174L176 158L174 157ZM215 156V155H214ZM223 156V155H222ZM86 157V158H85ZM88 157V158H87ZM91 159H90V158ZM104 157L106 158V157H108L110 160V162H113L114 164H112L111 166H110V162H106V161H108L107 159L108 158H106V159H104ZM131 157H135V156H131ZM131 157H129L128 159H131ZM143 157H141V158H143ZM149 157V158H150ZM159 157V158H160ZM180 157H182V156H179L178 158H180ZM234 157V158H233ZM247 157V158H246ZM65 158V159H64ZM71 158V157H70ZM76 158H77V156H76ZM80 158V157H79ZM79 158H77L78 160H79ZM82 158H84V159H82ZM95 158V161H96V159H98L99 160V162H98V160L96 161V162H98V164H96V163H94V161L92 160V159H94ZM102 158V159H101ZM146 158H143V159H146ZM150 158V159H151ZM165 158H170L171 159V156L169 157H165ZM223 158H225L226 159V157L224 156ZM242 158V159H241ZM243 158H245L246 160H245V162L247 163L248 161L250 162H248L247 163V166L244 164L243 165V163L244 162H242L241 160H243ZM251 158V159H250ZM72 159V158H71ZM70 159V160H71ZM91 160V162L90 161H88L87 162V160ZM121 159L123 160V161H121ZM161 159V158H160ZM181 159V158H180ZM224 159V160H225ZM262 159H263V157H262ZM53 160V161H52ZM104 160V161H103ZM137 160V159H136ZM142 160V159H141ZM140 160V161H141ZM172 160H171V162L170 163H172ZM178 160V159H177ZM211 160V159H210ZM264 160V159H263ZM69 161V160H68ZM100 161H102V162H100ZM138 161V160H137ZM183 161V160H182ZM181 161V165H183L184 164V166L185 167H189V165L187 166V164L186 163H183ZM229 161H230V163H229ZM244 161V160H243ZM74 162V161H73ZM76 162L78 163V161L76 160ZM104 162V163H103ZM143 162H144V160H143ZM142 162V163H143ZM156 161H154V162H150L152 165L150 166L149 165V163H148V167H150V168H148V170L149 169H151V170H149V171H151L152 172V175H153V178L152 179H148V181H157L156 180V178L157 177H161V176H167V174H169V171H170V176L168 175L167 177H169V179H172L171 177H176L177 179L178 178H183L184 180H186V178L184 177V176H178L179 175V172H181L182 170H183V168H185L184 166H181L180 167V162L178 163V161L176 162L178 165H175V163H173V164H170L171 166H174L175 165V167L176 168H178L177 170H176V168L175 167H168L169 169H167V168H164V167H162L161 165L162 164H164V163H160L161 165H159L157 162L155 163ZM168 162V161H167ZM21 163H22V165H21ZM61 163H63V165L61 166L60 164ZM102 163H103V165H102ZM129 163V162H128ZM128 163H127V165H128ZM136 162H134V164H135ZM145 163H146V161H145ZM144 163V165H146ZM169 163V162H168ZM221 163V164H220ZM26 164V165H25ZM133 164V163H132ZM133 164V165H134ZM137 164V166H134V167H138L139 166V168L138 169H136V168H134V169H136V173H134V175H133V178L132 177H130V176H132V175H128L127 176V179L129 180V181H127V183H128V185L130 186L131 185V183L129 184V182H131L132 181V179H133V182L132 183H134V181H137V183H136V185L138 186V187H141L143 184H142V182L140 183V184H142V185H140V184H138V180L139 181H141L139 178H137L138 180H136L135 178L136 177H139V175L138 176H135V174H137L139 171H140V169H141V167H143V166H141V163H136ZM193 164L194 163H192V166H193ZM239 164H241V165H239ZM255 164H256V166H255ZM260 164V163H259ZM9 165V164H8ZM28 165V166H27ZM56 165V164H55ZM54 165V166H55ZM68 165V164H67ZM68 165V166H69ZM76 165H78V164H76ZM93 165V166H94ZM125 165V166H124ZM133 165H131V166H133ZM167 165V164H166ZM166 165H164V166H166ZM169 165V164H168ZM167 165V166H168ZM169 165V166H170ZM195 165V164H194ZM197 165H198V163H197ZM197 165L195 166V167H197ZM203 165H205V164H203ZM208 165H210V164H208ZM214 165V164H213ZM216 165V164H215ZM229 167H228V166ZM57 166V165H56ZM55 166V167H56ZM95 166L93 167V169L92 168H89V169H92L93 170V172L95 171L96 172V170H95ZM166 166V167H167ZM180 168H179V167ZM202 166V165H201ZM206 166L207 165H205V166H203L204 168H206ZM243 166V167H242ZM1 167V165H0V169L2 168ZM16 167H18V166H16ZM76 167V166H75ZM99 167H101V168H99ZM183 167V168H182ZM190 167H191V165H190ZM189 167V168H190ZM225 167H228V168H225ZM83 168V167H82ZM81 168V169H82ZM86 168V167H85ZM109 168V169H108ZM132 168V167H131ZM144 168V167H143ZM170 168H171V170H173V169H175L174 171H171L170 170ZM203 168V169H204ZM216 168V167H215ZM242 168V169H241ZM80 169V170H81ZM115 169H116V165H115ZM114 169V170H115ZM186 169V168H185ZM184 169V170H185ZM188 169V168H187ZM202 169V168H201ZM207 169V168H206ZM211 169V168H210ZM209 169V170H210ZM220 170H221V168H219ZM234 169H235V171H234ZM5 170V169H4ZM54 170V169H53ZM84 170H87V171H85L84 172ZM91 170V171H92ZM103 170H101V171H103ZM107 170L105 171V174H106V176L109 178V175H107L108 173H107ZM119 170H117V171H119ZM138 170V171H137ZM144 170V169H143ZM168 170V171H167ZM196 169H194L193 168V171H191V173L193 172L194 174L192 175V177H191V173H190V169H188V174H189V176L191 177V178H193V179H195V177H193L195 174H199L200 172H198V170H196ZM214 169H213V167H212V171H213ZM229 170H228V173H229ZM58 171V172H57ZM82 171V174L81 175H83L84 173H88L87 175H85L84 174V176L86 177H89L91 174H93L92 172L90 173L89 171H88V169H82L81 170ZM103 171V172H104ZM116 170H115V172H117ZM177 171V172H176ZM204 171V170H203ZM208 171V170H207ZM219 170L217 169V172H218ZM98 172H96V173H98ZM174 172V173H173ZM187 172L186 171H184V173H186L187 174ZM205 172H206V170H205ZM205 172H201L202 173V175L205 173ZM223 172V173H222ZM62 173V172H61ZM61 173H60V176H61ZM81 173V172H80ZM90 173V174H89ZM95 173V174H96ZM99 173H101V172H99ZM118 173V172H117ZM120 173V172H119ZM125 173V172H124ZM123 173V174H124ZM141 173V172H140ZM172 173H173V175L174 176H171L172 175ZM176 173H178V174H176ZM183 173V172H182ZM213 173H215V172H213ZM212 172H210L209 174L210 175H212L213 174ZM112 174H114V173H112ZM111 174V175H112ZM116 174V173H115ZM207 172H206V176H208L209 175ZM226 174V175H225ZM236 174H235V176H236ZM81 175H80V177L78 176L77 177V175H75V172L73 173V176L75 177V179L74 180H76V178H77V180H78V178H80L81 179ZM97 175V174H96ZM96 175H94V176H96ZM99 176L101 175V174H98ZM102 175H104L103 173H102ZM117 175V174H116ZM176 175V176H175ZM201 174H199V176H202ZM209 175V176H210ZM215 174H213V176H214ZM216 175H217V173H216ZM219 175H218V178H219ZM57 178L58 177V179L57 180H54L55 179V177ZM63 176H62V179L63 180H65V178H63ZM84 176H82V177H84ZM93 175H92V177H94ZM141 176H142V178L143 179H146L145 178V175H142L141 174ZM189 176H188V182H189V180H191V178L189 179ZM196 176V175H195ZM204 176V175H203ZM238 176V175H237ZM261 176V177H260ZM86 177V178H87ZM96 177H98V176H96ZM102 177H104V176H100V179L102 178ZM106 177V178H107ZM117 177V176H116ZM167 177H165L164 179H167ZM225 177H224V181H225ZM263 177H264V175H263ZM8 179V180H6V179ZM67 178H68V176H67ZM89 178H91V177H89ZM89 178H88V180H89ZM130 178H131V180H130ZM206 178H209V177H205L204 176V178H202L203 180L205 179L206 180ZM213 177L211 176V179L209 178V179H207V181L208 180H210V182L213 180L212 179ZM218 178H216V180L218 179ZM234 178H236V177H234ZM247 178V179H246ZM79 179V180H80ZM83 179V178H82ZM82 179H81V183L83 182L82 181ZM92 179V178H91ZM196 179H197V177H196ZM198 179H200V177L198 178ZM229 179V180H230ZM238 179V178H237ZM246 179V180H245ZM258 179H259V183H258V185L259 184H262L261 185V187H259L258 185H257V181H258ZM76 180V181H77ZM94 180V178L91 180V182ZM102 180V179H101ZM103 180H104V178H103ZM108 180V179H107ZM106 180V183L105 184H103V183H101V181L99 182V180H97V179H95L93 182H99V183H101V184H103V186H104V189L106 188V189H108V187H105V185L106 186H108V185H110V183L111 182H109V181H107ZM110 180V179H109ZM118 180V179H117ZM147 180V179H146ZM173 180V179H172ZM203 181L202 183H204V182H206V181ZM223 180V179H222ZM229 180H228V182H229ZM11 181V180H10ZM9 181V182H10ZM65 181H67V179L65 180ZM75 181V183H77ZM112 181V180H111ZM167 181H169L168 179H167ZM197 182H198V180H196ZM195 180H193L191 183H193V186H195V188L194 189H196V190H198V193H200V191H201V189L200 188H202V186L200 187V185L202 184L201 183V181L199 180V183H197ZM219 181V180H218ZM231 181V180H230ZM256 181V182H255ZM7 183V185H9V184H11V183ZM74 182V181H73ZM72 182V183H73ZM97 182V183H98ZM116 182V181H115ZM115 182H114V185H116L115 184ZM147 181H145V183H146ZM164 183H165V181H163ZM175 182H177L176 180H175ZM182 182V181H181ZM227 182V183H228ZM253 182V183H252ZM85 183V182H84ZM113 183V182H112ZM111 183V184H112ZM119 183V182H118ZM155 183V182H154ZM154 183H152V184H154ZM157 183V182H156ZM183 183V182H182ZM185 183V182H184ZM187 183V182H186ZM185 183V184H186ZM200 184V185H194V184ZM214 183H215V181H214ZM217 183V182H216ZM232 183V182H231ZM241 183V184H242ZM74 184V183H73ZM79 184V183H78ZM83 184V183H82ZM149 184H150V182H149ZM206 184V183H205ZM218 184V187H219V183H217ZM257 186H256V185ZM56 185V186H55ZM81 184H79V186H80ZM92 185V184H91ZM100 185V184H99ZM113 184H112V186H114ZM118 185V184H117ZM134 185H135V183H134ZM135 185V186H136ZM159 185H160V183H159ZM158 185V186H159ZM162 185V184H161ZM171 184H168L167 186H165V187H163L162 188V191L163 190H165V188H167V187H172V186H170ZM173 185V184H172ZM188 185V184H187ZM186 185V186H187ZM203 185V184H202ZM206 185H208V184H206ZM212 185V184H211ZM242 185V188L244 189V186ZM87 186H89V183H88V185ZM95 186H96V184H95ZM102 186V187H103ZM119 186V185H118ZM121 186H123V183H122V185ZM125 186V185H124ZM127 187L128 189V191H127V193L128 192H130V187ZM136 186V187H137ZM148 185H146V187H147ZM196 186L197 187H199V188H196ZM217 186V185H216ZM220 186H222L223 187V185H221L220 184ZM236 186V185H235ZM238 186V185H237ZM0 187H2V186H0ZM67 188V187H69L68 189H73L72 191H69L68 189H66V190H62V188ZM90 187V186H89ZM102 187H99V189H103ZM120 187V186H119ZM119 187H115V189H118ZM145 187V185H143V188H141V189H147ZM178 187V189L180 188L179 186H177ZM183 187V186H182ZM239 187V186H238ZM249 187H251V188H249ZM259 187V188H258ZM57 188V189H56ZM156 188V187H155ZM158 188V187H157ZM157 188H156V190H157ZM169 188V189H170ZM184 188V187H183ZM230 188V187H229ZM7 189H8V186H7ZM86 190H87V193H88V191L91 193L92 192V190H93V188H92V190L91 189H88V187H86L85 188ZM97 189V188H96ZM114 189V188H113ZM120 189V188H119ZM144 189V190H145ZM151 188H149V189H147L145 192H147V191H149ZM161 189V188H160ZM168 189V188H167ZM167 190L168 192L171 190ZM172 189H173V187H172ZM193 189V191L195 192L196 190H194ZM203 189V188H202ZM224 189H225V187H224ZM251 189V190H252ZM1 190H3L4 191V188L3 189H1ZM6 190V189H5ZM9 190V189H8ZM8 190H6L5 191V193H8L7 191ZM13 190V189H12ZM14 190H16V188L14 189ZM13 190V191H14ZM54 190H56L55 191V193L58 191V193L59 192H61V191H65L64 193L62 192V195H61V193H57L61 198L64 196L67 200H65V202L67 201V202H69V203H65V202H63L62 203V199L60 198V200H61V202H59V200H57L56 199V194H53L52 196H55L54 198L55 199H52V196H51V199L49 198V195L50 194H52V191H54ZM68 190V193L66 194V191ZM77 191V192H79L80 193V195H82V197H79L78 195H77V192H76V194H75V191ZM80 190V191H79ZM86 190H85V192H86ZM120 190H122V189H120ZM126 190V189H125ZM144 190L142 191V195H143V193H144ZM200 190V191H199ZM230 190V189H229ZM228 190V191H229ZM234 190V189H233ZM236 190H238V189H236ZM20 191V192H19ZM107 191V190H106ZM105 191V192H106ZM135 191H137V190H135ZM160 192H161V190H159ZM166 191V192H167ZM176 191V190H175ZM192 189H190V191H189V194H191L192 192ZM252 191H254V190H252ZM256 191V190H255ZM259 191V192H260ZM0 192H2V191H0ZM19 192V193H18ZM21 192V193H22ZM71 192H72V195H74V197H75V199H73L74 197L72 196V195H70L71 194ZM94 192H96V191H93L90 195H91V197H93L92 195H94V194H96V193H94ZM104 192V191H103ZM115 192V191H114ZM121 192V191H120ZM126 192V191H125ZM155 192V189L153 188V196L155 197V200H156V198H160V197H157V195L154 193ZM183 192H186V191H183ZM191 192V193H190ZM207 192V191H206ZM226 192V191H225ZM260 192V193H261ZM11 193V192H10ZM13 194L15 193V191L14 192H12ZM70 193V194H69ZM74 193V194H73ZM78 193V194H79ZM102 192H100V194H101ZM109 193V192H108ZM127 193H126V197L124 196L123 198L125 199V198H127L128 197V200H129V197L130 196H128L127 195ZM140 193H141V191H140ZM148 193V192H147ZM150 193H152V192H149V194ZM158 193V192H157ZM182 193V192H181ZM215 193H216V190H215ZM235 193H238V192H235ZM258 193V192H257ZM3 195L2 196H4V192L2 193ZM13 194H9L8 193V195H12V196H14ZM33 194H35V195H33ZM36 194H38L37 196H36ZM67 195V196H65V195ZM97 194H99V192L97 191ZM97 194L95 195V197L96 198H98V196H97ZM99 194V195H100ZM124 194V193H123ZM139 194V193H138ZM146 193H144V195H145ZM160 194V193H159ZM166 194V193H165ZM174 194L176 195V192H174ZM192 194H194V193H192ZM213 194V193H212ZM7 195V194H6ZM5 195V196H6ZM8 195L6 196V199H8L9 197H8ZM17 195H16V197H17ZM20 195V194H19ZM20 195V196H21ZM58 195H57V198L59 199V197H58ZM108 195V194H107ZM106 195V196H107ZM119 195V194H118ZM130 195V194H129ZM140 195V194H139ZM139 195H138V197H139ZM151 195V194H150ZM149 195V197H152V196H150ZM162 195V194H161ZM168 195V194H167ZM172 195V196H171ZM174 195V196H175ZM206 196H207V198L209 199V194L207 193V194H205ZM225 195V194H224ZM235 195H237V194H235ZM246 195V194H245ZM264 195V194H263ZM4 196V197H5ZM11 196V197H12ZM68 196L70 197V199L72 198L74 201H72V202H70V201H68L69 199H68ZM109 196V195H108ZM117 196V195H116ZM145 196H148V195H145ZM158 196H160V195H158ZM168 196H170V199H168L167 197ZM168 196H166V198H167V201H170V203L173 201V199L171 200V197L173 198V194H169ZM178 196H182V195H180V194H178ZM178 196H176L175 197V199L176 198H180V197H178ZM186 196H188V195H186ZM195 197V194L194 195H191V197ZM215 196V195H214ZM219 196V195H218ZM261 196V195H260ZM8 197V198H7ZM10 197V198H11ZM37 197V198H38ZM120 197V196H119ZM137 197V198H138ZM149 197H148V199H149ZM162 197V196H161ZM183 197V196H182ZM181 197V198H182ZM19 198H21V197H19ZM19 198L17 199V200H19ZM50 200H49V199ZM96 198H94V199H96ZM99 198H101V196H99ZM164 198V199H163ZM180 198V199H181ZM186 199H187V197H185ZM196 198V197H195ZM206 198V197H205ZM5 199V198H4ZM15 200H16V198H14ZM22 199V198H21ZM46 199H48L49 200V202L50 201H52V200H57L55 203H57V204H55L53 201L51 202L54 206H52V205H50V206H52V208L51 209H55L56 207H58V208H56L57 210L59 209L60 211L61 210H63L61 213L59 212V210L58 211H56V212H59V213H57V214H55L56 212H54V211H51L50 210V206H48V203L46 202V201H48V200H46ZM76 199L78 200V202L76 203L75 201H76ZM105 199V200H104ZM112 199V198H111ZM145 199H146V197H145ZM153 199V198H152ZM152 199H150V200H148V201H151ZM180 199H179V201H180ZM183 199V198H182ZM181 199V200H182ZM211 199V198H210ZM210 199L209 200H206V201H210ZM236 199H237V197H236ZM259 199V198H258ZM0 202H2L3 203V205H4V203H5V205L4 206H7V207H3V205H1V203H0V205L4 208V210H5V212H4V210L3 209H1L2 207L0 206V209L1 210H3V211H1L0 210V212H1V214H2V217L0 218V220L2 221V220H4L5 218H4V214L2 213V212H4L5 213V215H7L6 214V210L9 208L8 206V204H10L11 206H14L15 207V204H13V203H9L8 201H6V202H4L5 200H3V198H1V196H0ZM23 200H26V199H24L23 198ZM34 200V199H33ZM40 200V201H39ZM86 200H88V202L86 201ZM118 200V199H117ZM121 200H123V199H121ZM134 200H137V199H134ZM158 200V199H157ZM160 200V199H159ZM158 200V201H159ZM161 200L162 201H160V204H157L156 205V208L157 207H160L161 206V204H162V206L161 207H163V208H165L166 206H169V203H168V205H166V200H165V197H162L161 198ZM256 200V199H255ZM10 201H11V199H10ZM81 201V202H80ZM85 201H86V203H85ZM97 201H99V200H97ZM138 201H140V200H138ZM144 201V200H143ZM148 201H146L147 203H148V205H149V202ZM178 201V202H179ZM192 201V200H191ZM200 201V200H199ZM222 201V200H221ZM237 201V200H236ZM36 202V201H35ZM73 202H75L76 204H73V206L75 205V207H73V210H74V208H76L77 209V212H78V209H79V211L82 209V206H83V209H84V211L85 210H88L89 212H90V209L92 208V212H90V213H87V211H86V213H87V215L88 216H86V214H82L81 212H84V211H81V212H79L80 214H82V216L84 215V218H82V216L81 217H79V215H77V217L78 218H75L74 216V218H73V221H72V218L70 219L69 217H68V215H67V217L69 218H67V217H64L63 215H61V214H64V215H66L65 213H63L64 211H65V205H63V204H66L67 206H66V209H69L70 210V208H72L71 206H72V203ZM92 202H93V200H92ZM91 202V203H92ZM108 202V203H107ZM112 203V206L113 205H115V206H113V208H112V206H111V204H109V203ZM135 202V201H134ZM146 202L144 203V205L143 206H145V208L147 209V204H146ZM155 202V201H154ZM175 202H176V200H175ZM182 202V201H181ZM201 202V201H200ZM218 202H220V201H218ZM21 205V206H23L24 204V208L27 206V204L25 203V201L24 202H21V201H18L16 204L17 205H19V204ZM59 203L61 204L62 203V205H59ZM71 203V204H70ZM95 202H93V204H94ZM135 203H137V202H135ZM140 203V202H139ZM155 203H158L157 201L155 202ZM173 203H174V201H173ZM185 203V202H184ZM210 203H211V201H210ZM209 203V204H210ZM214 203V202H213ZM227 203V202H226ZM7 204V205H6ZM13 204V205H12ZM23 204V205H22ZM50 204V203H49ZM77 204H80L81 206H76ZM121 203H119L118 205H120ZM143 204V203H142ZM141 204V205H142ZM147 206H146V205ZM165 204V205H164ZM240 204V205H239ZM16 205V207L15 208H17V210L19 209V207H20V205L19 206H17ZM59 205V206H58ZM98 205V204H97ZM154 205V204H153ZM201 205H203V204H201ZM239 205V206H238ZM46 206V207H45ZM61 206H64V208L62 207L61 209H60V207ZM95 206V205H94ZM169 206V207H170ZM187 206V207H188ZM207 206H208V204H207ZM212 206V205H211ZM210 206V207H211ZM218 206H221V205H219L218 204ZM262 207V209L261 210H258V208L259 207ZM68 207V208H67ZM110 209H109V208ZM126 206H124V208H125ZM150 207H152V205L150 204V206L148 207L149 209H150ZM154 208H155V206H153ZM160 207V208H161ZM168 207V208H169ZM186 207V208H187ZM209 207V209H211ZM254 207H256V208H254ZM258 207V208H257ZM48 208V209H47ZM98 208V207H97ZM111 208L114 210V209H118L119 210V212H117V211H113V213H118L117 214V216H109V215H111L112 213H111ZM139 208V210H140V208H143V207H138ZM138 208H136V206H135V208L133 207L132 209H138ZM167 208V209H168ZM177 210H176V209ZM182 208V207H181ZM205 208V207H204ZM207 208V207H206ZM213 208H215V205H214V207ZM217 209H219V208H221V207H216ZM226 208V209H225ZM11 209H13V208H11L10 207V210ZM21 209H22V211H24V209L21 207ZM20 209V210H21ZM31 209V208H30ZM55 209V210H56ZM107 209H108V211H109V213H111V214H109V215H107L108 214V212H107ZM170 209V210H171ZM175 209V211H173ZM202 209V208H201ZM208 209V208H207ZM207 209H205V210H207ZM244 209H246V210H244ZM260 209V208H259ZM9 210V211H10ZM16 212H17V210L16 209H14ZM20 210H18V214L15 212L14 214H17L18 216H21V217H18L17 215L16 216H14L15 218L17 217L18 219H22V218H24L22 221H26L25 219H27V217H29L28 216V214H30V212L28 211V214H27V211L26 212H22L23 214H27L26 215V218L23 216L22 217V213L21 214H19L20 213ZM26 210H28V208H26ZM72 209H71V212L70 211H67V212H69L70 214H74V212H72L73 211ZM95 210V211H94ZM111 210V211H110ZM122 210L124 211V212H122ZM126 210L127 211H129L128 213L126 212ZM138 210V211H139ZM151 210V209H150ZM150 210H147L148 212L150 211ZM157 210H158V208H157ZM212 210V209H211ZM137 211V212H138ZM142 211V210H141ZM141 211H139V213L141 212ZM144 211H146V210H144ZM143 211V213H145ZM152 211V210H151ZM151 211H150V213H151ZM154 211V210H153ZM152 211V212H153ZM207 211H209V213H212V212H210V210H207ZM213 211V210H212ZM217 211V210H216ZM8 212V211H7ZM76 212V211H75ZM77 212L75 213V214H77ZM95 212V213H94ZM136 212V213H137ZM148 212H146V213H148ZM166 212V211H165ZM165 212H164V214H165ZM190 212V213H189ZM9 213V212H8ZM38 213V214H37ZM78 213V214H79ZM123 213V214H122ZM143 213H141V214H143ZM145 213V214H146ZM150 213L149 214H147V215H145V214H143V215H145V216H143V215H141V216H143V217H148V216H151V217H153V215H154V217L157 215V214H151L150 215ZM159 213H163L162 211L161 212H159ZM166 213H168V212H166ZM198 213H200L199 215H198ZM213 213H216L215 212V210H214V212ZM219 213V212H218ZM39 214H42L41 216H43V217H40V215ZM54 214L56 215V217H57V215H58V217L61 215V219L62 218H65L64 220L66 221V224L64 223L65 221H62V220H60L58 217V219L57 218H55V216H54ZM90 214H92V215H90ZM98 214H102L100 217H98ZM103 214H105L106 216H103ZM114 214V215H115ZM163 214V215H164ZM185 214H187V213H185ZM220 214V213H219ZM10 215V214H9ZM5 216L6 218H7V220L8 219H10L9 217L10 216ZM50 215H52L51 217H50ZM126 215H124V217H127L126 219H129L128 220V224L130 223V229H132L131 228V225H132V223L135 221L134 220V217H135V219H136V221H137V219H139V216L140 215H136V216H134L133 217V222H132V217H129V216H126ZM161 215V214H160ZM166 215V214H165ZM179 215V216H178ZM182 215V216H183ZM218 215V214H217ZM110 218H109V217ZM172 216V217H173ZM178 216V217H177ZM191 216V217H192ZM114 217V218H113ZM129 217V218H128ZM146 217V218H147ZM151 217H149V218H151ZM164 217H166V216H164ZM180 217L182 218V219H180ZM204 217H205V215H204ZM203 217V218H204ZM2 218H4V219H2ZM57 219L58 221H56L55 219ZM82 218V219H81ZM99 218V219H98ZM121 218V219H122ZM148 218V219H149ZM161 218V217H160ZM199 220H198V219ZM217 218V219H218ZM18 219H17V222H18ZM31 219H34V220H31ZM68 219V220H67ZM102 219V220H103ZM120 219V220H121ZM152 219V218H151ZM155 219V218H154ZM162 219V218H161ZM168 219V218H167ZM190 219V218H189ZM7 220H5L6 221V225H8L9 223V220H8V222H7ZM83 220L85 221V222H83ZM102 220L100 221L101 223H102ZM117 221L115 222L114 221V223L116 224L117 222H119V220L118 219H116ZM131 220V221H130ZM157 219H155L154 221H156ZM163 220V219H162ZM15 221V220H14ZM28 221V222H27ZM26 222L29 224V220H27ZM35 221H37L38 222V220H35ZM96 221V220H95ZM127 221V220H126ZM145 221H148V220H145ZM158 221V220H157ZM168 222L169 221H171V220H167ZM3 222V221H2ZM35 223L36 225H38L39 223ZM62 222V223H61ZM93 222V221H92ZM99 222V223H100ZM108 222V221H107ZM123 222V221H122ZM132 222V223H131ZM140 222V221H139ZM138 222V223H139ZM141 222H142V219H141ZM165 222V221H164ZM172 222V221H171ZM188 223H191V220L190 221H187ZM1 223V222H0ZM23 223V222H22ZM43 223V224H42ZM60 223H61V225H60ZM64 223V224H63ZM69 223V224H68ZM95 223V222H94ZM136 223V222H135ZM142 223H144V221L142 222ZM167 223V222H166ZM165 223V224H166ZM173 223V224H174ZM187 223V224H188ZM220 223V224H221ZM226 223V225H224ZM233 224L234 226L233 227H228L227 226V224ZM17 224V223H16ZM16 224H15V226H16ZM19 224V223H18ZM21 224V223H20ZM20 224H19V227H17V228H19L20 230H21V228H20ZM35 224H33V225H35ZM45 224V225H44ZM88 224V223H87ZM90 224V223H89ZM106 223L104 222V225H105ZM108 224V223H107ZM111 225H113L112 223H110ZM121 224V223H120ZM123 224V223H122ZM152 224H153V222H152ZM157 224V223H156ZM156 224H154L155 226H156ZM184 224V223H183ZM202 224H206V225H202ZM10 225V224H9ZM22 225H24V223L22 224ZM26 225V224H25ZM102 225V224H101ZM103 225V226H104ZM134 225V224H133ZM137 225V224H136ZM135 225V226H136ZM146 223H144V227H146ZM1 226L2 225H0V228H1ZM75 226V225H74ZM83 226V227H82ZM88 226V225H87ZM93 226H94V224H93ZM99 226V225H98ZM116 226H117V224H116ZM126 223H124V229L125 228H127V229H123V228H121V229H123V231H126V235H127V237L128 238H130V234L128 233L129 232V225L128 226H126ZM134 226V227H135ZM139 226V227H138ZM159 226V225H158ZM157 226V227H158ZM230 226V225H229ZM22 227V226H21ZM24 227V226H23ZM26 227H27V225H26ZM33 227V228H32ZM64 227V228H63ZM92 227V226H91ZM97 227V226H96ZM105 227V226H104ZM133 227V226H132ZM137 228H141L140 227V224L139 225H137L136 226ZM161 227V226H160ZM9 228H10V226H9ZM16 228V227H15ZM66 228V229H65ZM73 228H75V227H73ZM77 228V227H76ZM114 228H115V226H114ZM149 228H151L150 226H149ZM152 228H154V226H152ZM2 229H4L3 228V226H2ZM32 229L34 230L33 232H32ZM78 229V228H77ZM102 229V228H101ZM111 230L112 231V228H107V230ZM121 229H117V231H119V232H117V231H115V232H117V233H115V232H113V233H115L117 236H118V233H120L121 234ZM134 229V228H133ZM156 229V228H155ZM155 229H154V231H155ZM160 229V228H159ZM158 229V230H159ZM11 230V229H10ZM19 230V231H20ZM23 230V229H22ZM64 230H66V233H65V231ZM71 230V231H70ZM80 230H78V231H80ZM107 230L106 231H104V234L106 235L107 234ZM136 229H134L133 231H134V233H136V231H135ZM141 230H142V228H141ZM148 230V229H147ZM147 230H146V232H147ZM151 230H153V229H151ZM164 230V229H163ZM1 231V230H0ZM98 231V230H97ZM96 231V235H100L101 236V239H103V236H104V238H105V235H101L100 233L102 232V231H100L99 230V232H97ZM138 231V230H137ZM157 231V230H156ZM17 232H18V230H17ZM27 232V233H26ZM61 232H62V235H61ZM63 232H64V235H63ZM130 232H132V230H130ZM151 232V231H150ZM163 232V231H162ZM166 232V233H167ZM203 232V233H202ZM11 233H12V231H11ZM25 233V234H24ZM67 233V234H68ZM79 233V232H78ZM88 233H89V235H88ZM93 235H92V234ZM109 233V232H108ZM123 233V235H124V237H125V234H124V232H122ZM128 233V234H127ZM138 233H140V232H138ZM165 233V232H164ZM165 233V234H166ZM202 233V234H201ZM20 234V233H19ZM19 234H18V236H19ZM73 234V233H72ZM72 234H71V236H72ZM119 234V235H120ZM146 234V233H145ZM149 234V233H148ZM148 234H146L147 236H149ZM208 235L209 237L210 236H213V241L211 240V241H199V239H201V237H202V235ZM21 235V234H20ZM70 235V234H69ZM88 235V240H89V243H88V245L91 243V246L93 245L92 244V242H97V241H95V239H97V237L99 238V236H97L96 237V235H95V230L93 231V229L91 230V231H89V232H87V234H86V236ZM91 235H92V237H94V235H95V239L93 238V239H91ZM116 235H114L115 237H116ZM131 235H134L135 236V234H131ZM136 235H137V233H136ZM141 235V234H140ZM139 235V236H140ZM151 235V234H150ZM162 235V234H161ZM164 235V234H163ZM2 236V235H1ZM110 236V235H109ZM113 236V237H114ZM134 236H133V238H134ZM154 235H152V237H153ZM14 237V236H13ZM20 237V236H19ZM66 237V236H65ZM65 237H64V239H65ZM68 237V236H67ZM106 237H108L107 235H106ZM112 238V239H114L115 241H117L118 243L122 240V239H124L123 238V236H122V239H121V235H120V237H119V239H116V238H118V237H116V238ZM127 237H125V238H127ZM21 238V237H20ZM69 238V237H68ZM67 238V240L69 241V239ZM73 238H75V236L73 237ZM78 238H79V240H78ZM87 238L86 237H84L83 238V240H82V244L80 243V245H81V247H82V245H84V243L83 242H85L84 241V239L85 240H87ZM90 238V239H89ZM110 238V237H109ZM108 238V239H109ZM137 238V237H136ZM147 239H148V237H146ZM146 238H144L145 240H146ZM161 238V237H160ZM15 239V238H14ZM33 239V238H32ZM41 239H42V241H41ZM112 239H110V240H112ZM121 239V240H120ZM131 239H132V237H131ZM141 239V244H143L142 243V241L144 240V239H142V236H140V238H139V240ZM206 239H207V237H206ZM98 240V239H97ZM109 240V241H110ZM118 240H120V241H118ZM125 240V239H124ZM124 240H122V241H124ZM126 240H128V239H126ZM125 240V241H126ZM139 240H135V242H136V245H135V243L134 244H132L131 245V247L130 246H128V248H130L131 250H132V248H133V250L132 251H134V248H135V246H137L138 247V249L140 250V248L139 247H141V246H139L140 244H138L137 245V243L138 242H140ZM150 240V239H149ZM148 240V241H149ZM156 240L158 241V239L156 238ZM15 241V240H14ZM99 241V240H98ZM114 241V242H115ZM17 242V241H16ZM25 242V243H24ZM108 241L106 240V242H104V243H107ZM130 242V241H129ZM128 241H127V243H129ZM154 242V241H153ZM10 243V245H11V241L9 242ZM9 243H7V244H9ZM13 243V242H12ZM75 243V244H76ZM104 243H102V244H104ZM116 243V242H115ZM152 243V242H151ZM85 244H87L86 242H85ZM95 245L97 244V243H94ZM109 244H111V243H109ZM146 246H145V248L147 247V245L149 244V243H144ZM155 244H157L156 243V241H155ZM2 246L4 245V244H1ZM0 245V248L2 247ZM9 245V246H10ZM20 245V244H19ZM77 245V247H78V245L79 244H76ZM106 245V244H105ZM107 245H108V243H107ZM117 245V244H116ZM122 246H123V244H121ZM134 245V246H133ZM152 245H153V243H152ZM5 246V245H4ZM8 246V245H7ZM6 246V247H7ZM20 246H23V245H20ZM97 246V245H96ZM102 246V245H101ZM109 246V245H108ZM150 246V245H149ZM149 246L147 247L148 249H149ZM11 247V246H10ZM14 247V246H13ZM24 247V246H23ZM76 247V246H75ZM75 247H74V249H75ZM76 247V248H77ZM80 247V248H81ZM95 246H93V248H94ZM99 247V246H98ZM9 247H7V251L9 250L8 249ZM35 248V249H34ZM79 248V249H80ZM92 248V249H93ZM95 248H97V247H95ZM128 248H126V249H124L125 251H128L127 249ZM2 249V248H1ZM111 249V248H110ZM113 249H115V248H113ZM121 249H123V248H121ZM142 249V248H141ZM158 249L159 250H161V249H163V250H161V251H158ZM35 250V251H34ZM37 250V251H36ZM76 250H78V248L76 249ZM82 249H80L79 251H81ZM91 250V249H90ZM100 250H101V247H100ZM104 249H102L101 251H103ZM135 250H137L136 248H135ZM151 250V249H150ZM1 251V250H0ZM11 251V250H10ZM21 251V252H22ZM4 253V251H2V253L0 252V255H4L3 254ZM5 253H6V249H5ZM140 253V252H139ZM147 254L148 255V257H149V255L150 254ZM137 254V253H136ZM24 255H26V254H24ZM76 255H89V256H91V257H87V258H81V259H77V258H67V257H72V256H76ZM94 255H100L101 257H99V258H96ZM140 255V256H141ZM14 256V255H13ZM22 256V255H21ZM103 256V257H102ZM111 256V257H110ZM112 256H115V257H112ZM118 256H128V257H118ZM138 256H139V254H138ZM11 258V257H10ZM9 258V259H10ZM22 258V257H21ZM5 259H2V258H0V261H4ZM11 260V259H10ZM15 260H17V259H15ZM14 260V261H15ZM18 260H19V258H18ZM20 261V260H19ZM22 261H23V259H22ZM21 261V262H22ZM24 262V261H23ZM50 262H52V263H50ZM71 262V263H70ZM74 262V263H73ZM10 263H12V262H10ZM15 263V262H14ZM18 263H20V262H18ZM25 263V262H24ZM1 264V263H0ZM31 264V263H30ZM61 264V263H60ZM65 264V263H64Z\"/></svg>","mask_w":264,"mask_h":264}]
</instances>
